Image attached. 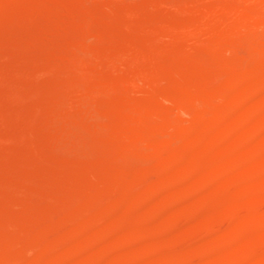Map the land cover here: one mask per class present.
<instances>
[{
	"label": "rangeland",
	"instance_id": "374dc122",
	"mask_svg": "<svg viewBox=\"0 0 264 264\" xmlns=\"http://www.w3.org/2000/svg\"><path fill=\"white\" fill-rule=\"evenodd\" d=\"M48 1L49 0H0V241L1 240L3 241V242L2 241L0 242V261H1L0 264H13V263L14 264H22L24 262L25 263L32 262L33 264L34 263L38 264L41 260V257L49 254V249L47 247V244L51 240H53V238L54 239L58 238L60 241L61 240L64 241V238L66 236H69L70 238H71V236L73 237L75 235L74 232L79 233L77 235L79 237V241H81L83 239V237L85 236L84 234H86V233H84L85 232L84 231L85 221L88 222V218L85 215L81 214V210L86 206L87 208L89 207L90 209H92L91 211L89 210L90 215H91L92 211H93L92 214H94V212H95V214H97L98 211L100 209H102V207L104 205H106V204L114 205V204H117L118 201L121 202L122 201L121 199H123L122 195L127 192V191H125V193H124V190H126L125 189L126 186L127 187L132 186V188L135 187L134 188L135 190L145 191V193H149V194L152 191V189L154 191V189H156V186H157L156 184L158 183L159 179L157 177L153 178V179H155V182H156L154 184V180L152 179V177H154V176H151V175L153 174V172L155 173L156 167L154 168L155 165L152 164V162H150V160L153 158L152 156H154V154H153L154 151H152L150 149H151V146L153 144L154 145L152 146V148L155 147L156 142H157L156 144H159L161 142V138L159 136L153 135V133H150V135H153V136L149 135L148 138L147 137L145 139L142 138V142L144 141L143 142L144 148H146L145 151H147V152H145L146 153L145 154L143 152L144 150L141 149V150H143L142 151L143 155H144L143 156L142 152H138V150H139L138 148H140V145L138 147V145L132 144V143H135L133 141L131 142V145H128L130 143V142H128V144H127L128 146L127 145L120 146L121 141L123 140V135L126 136V134H127V136H129V134L134 133V132H135V134H137L138 131H141L145 128H148L149 130L159 128L162 132L166 133V135L172 137L175 134H178V132L183 133L182 131H185L184 127L189 122L190 123L187 125V127H189V125L192 122H194V134H197V135H195L196 138H197V136H198V138H200V137H202V135L205 136L207 134L213 138V142L211 143V145L206 144V143H205L206 146L201 145L199 143V140H197L198 138L195 139L193 142L195 144V145L193 144L194 149H197L198 147L204 146V148H206L207 155L205 153L201 157H198V156H196L197 158L193 157L192 163L187 165V160L182 158V157H184L182 154H179L178 157L180 158V156H181V158L183 160L180 158L181 163L179 161L177 163L182 165V166L187 165V167L189 168V172H188V170H187V172H183V171L179 170L178 168H180V167H178L177 168L178 175L174 174L173 176H171V178L168 177L167 175L163 177L167 180L170 178L167 181V183L170 181H174V184L171 187L165 186L166 189L165 190L162 189V191L160 193L152 191L154 193L155 203L160 206V207H158V206L155 207V208H157V207L159 208V211L158 210L157 211L160 213L158 215V217L155 216L156 220H155V217H153L154 218L153 220H151L150 218H149L150 219L149 220L148 216L151 217L150 214L145 213L146 217H143L144 215L142 216L144 222H142V218H141L137 221L138 223H136V220L139 218V216H138L139 214L137 213V212H139V209L134 208L135 211H133V209H132L133 207L121 204V203H123V201H124L123 200L120 203V205H122V207H123V205L126 207L128 206L127 207L128 209H126V207H124L123 209H125V211L127 210L128 212L133 213L132 214L133 216L129 220H127L125 223H123L124 224L123 226H125L126 228L123 227L122 225L121 226L118 225L119 227L118 226H117L118 228L116 227L117 230L115 229V231H114L115 233H113V235H112V233H110L113 237L108 235L109 232L106 233L105 236H107V238H108V236H109V238H114L116 243L114 245H111L112 247L109 245H101V246L97 247L96 249H98V251L104 256V258L101 257V258H103L102 260L99 259L100 261L99 260H97V261L99 262V264H105V263L106 264H109V263L110 264H119V263L120 264H122V263L123 264H133V263H135V264H137V263L138 264H166V263H168V264H173V263L174 264H183V263L184 264H215V263L221 264L222 261L223 262L226 261L227 264H232V263L233 264H239L240 262H242L243 264L244 263L245 264H264V241H263L264 240V238H263V236H264V227H263L264 226V151H263L264 150V145H263L264 144V139H263V137H264V130H263L264 129V104H258L257 107H254L255 110H253V107H251L250 110H246L247 112L244 113V116L242 114H241V116H238V113L237 114L234 113V115L232 114L233 117H231V115L229 113L220 110L221 114H223V116L226 118V120L229 118V115L231 117L228 119V121L231 120L230 126L228 125L229 126L228 128L226 127V124L224 123L225 122V120H223L224 117L223 118L216 117V119H215V118H213V116L211 114L210 117L213 118V120L215 122L214 125H217V126H212V128L215 127V128H213V129H215V131L212 128L207 130V128L204 127V125L202 123L204 118L202 117V115H199L201 113H207V112H208L207 114H209V115H210V112L211 113L214 112L215 114H217V112L220 113L217 109H218V106H220L221 103L224 102L225 96L223 97L224 94H222L224 88H228L229 90L233 91L232 92L233 93V97H232L233 100H236L239 98H243V99L245 98L246 100H249V99L253 98L254 96H255L254 98H258L259 96L263 97L264 81H262V80L264 78V74H262V77L259 76L258 78L259 79L261 78V79L260 80L257 79V81H254V79L249 78V76L251 74L258 76L264 71V67H263L264 66V64H263L264 63V61H263L264 60V56H263L264 55V42H263L264 41V3H263L264 0H242L241 3H239L238 0L237 1L236 0H230V1H228V0H214V1L213 0H208V1L207 0H63L64 2L62 0H52L55 3L54 2L51 3L52 1L50 0L49 5L52 4L50 6L48 5ZM72 3H74L73 7H72ZM217 3H219V4H217ZM254 3L255 4L257 3V4L255 5ZM60 4H63L62 5L63 7L59 6L56 8V6H58ZM102 4H103V6L106 5L107 8L104 7V9H106V10H102V8H101ZM192 4L195 6H193ZM234 4H235V6H234ZM200 5H201V7H200ZM71 7H72V9H71ZM219 7L221 8V11L217 12L216 10L220 9ZM224 7H226L225 8V11H227L226 15H228V12H229L228 11L229 9H227L228 7H230V9H232V10H231V13H229L230 15L226 16L227 18H224L223 21H225V22H223L222 25L218 26V27H221V26L224 27V23H226L225 19H227L226 27H224V30L222 28H218L221 30H219V31L216 30L215 32H213V33H215L214 36L212 35L214 38H211V36H207V38H206V36L203 37V36H199L198 34H192L189 32L190 31L189 29H191V27H193L192 24L195 25L198 23L200 25L199 22H201V24H203V22L207 19L206 16L208 17L209 14H210L209 16H211L210 19L214 18V16H217V14L220 12L221 13L223 12V14H221V16L223 17V15H224V17H225V12L223 9ZM55 8H56V10H55ZM113 8H115V9H113ZM193 8H195V9H193ZM214 8H216V10ZM127 9H128V11H127ZM206 9H208V10H206ZM107 11H108V14H106ZM256 11H257V13H256ZM109 12L112 15H110ZM128 12H130V13H128ZM118 13H119V15H118ZM213 13H217V14L213 15ZM106 15H108V17ZM233 15H235V16H233ZM118 16H120V17H118ZM75 17H76V20H75ZM204 17H205V19H204ZM120 19H122V20L120 21ZM176 19H177V21H176ZM260 19H261V22H258V21H260ZM118 20H119V22H118ZM170 20H172V21H170ZM173 20H175V21H173ZM75 21H77L79 23L81 22V23L77 24ZM114 22H116V23H114ZM146 23L148 25H146ZM149 23L153 26L150 27ZM205 23H206V21H205ZM41 24H42V26H41ZM230 24H231V26H230ZM49 25H52V26H50V28H49ZM143 25H144V27L146 25V27H148V29L147 28H146V30H145V28L143 29L142 28ZM44 26H46V27H44ZM57 26L59 29L56 28ZM78 26H79V28H78ZM234 26H236V27H234ZM41 27L43 30L46 29V31H49L47 36H41L38 34L42 31ZM149 27H150V29H152L151 31L149 30ZM232 28H233V30H232ZM73 29H77V31H75ZM177 29H179V30H177ZM72 31L74 32V34L78 32L79 36H78V34L77 35L72 34L73 33ZM162 31H165L164 32L165 34L161 35ZM220 31L224 32L223 36H222V34H220L221 33ZM60 32H62V33H60ZM225 32H226V34H225ZM144 33H145V36H147L146 38L144 36ZM146 33L147 34L149 33V34L146 35ZM70 35L73 36L72 39L70 38ZM196 35H198V36L196 37ZM228 35H229V37H228ZM75 36H77L80 39L78 40ZM236 36H237V38H236ZM39 37H41L42 39ZM74 37L76 39L75 41H77V42L74 41V39H73ZM148 37H150V38H148ZM191 37H193L194 39ZM208 37H209V39H208ZM215 37H216V39H215ZM81 38H83V39L81 40ZM228 38H230L232 40H230ZM72 40L74 42H72ZM229 40H230V43H229ZM224 41L227 42V44ZM142 43H143V45H142ZM219 43H221V45H219ZM244 43H246L245 45H250V46H245ZM66 44H67V46H66ZM71 44H72V46H71ZM79 44L85 45V47L88 46V48H84L86 50L88 49V51L85 52L86 50H83L84 46L82 47ZM73 45H75V46H73ZM223 45H224V47H223ZM240 45H241V47H240ZM123 46L127 47V48L125 49ZM139 46H140V48H138ZM62 47H64V48H62ZM113 47L115 50L113 49ZM134 47H136V48L134 49ZM219 47H221V48H219ZM80 48H81V50H79ZM61 49H62V51H61ZM64 49L66 50V52ZM222 49H224V50H222ZM47 50H49V52ZM56 50L59 52L57 53ZM117 50H120L121 52L124 51L126 53H124V52L121 53L119 51L117 52ZM45 51H47V52H45ZM101 51H103V52H101ZM129 51L132 54H130ZM217 51H219L220 53ZM127 52L129 55L127 54ZM245 52H247V53H245ZM75 53H77V54H75ZM106 53L110 54V56H109L110 60H111V58H114L115 61H117L116 65L119 63V65H117V67L115 65L114 66L109 65L110 70H111V68L113 71L115 69H117V70H115V73L111 70L114 75L116 74L115 76L112 75L111 72L109 73L111 76H113V79L110 77V75H106L107 77L105 76V77L101 78L100 72L102 70L101 71L99 69H98L99 71L95 70L98 68V65H99L98 63H101V62L103 63V60L107 59V56L109 54L107 55ZM116 53L117 54L119 53L120 55L119 54L117 55ZM68 54L70 56H68ZM74 54H75V56H74ZM209 54L211 56L214 55L213 56L214 58L213 57L211 58V56ZM76 55H78V57L79 56L80 57L78 58ZM100 55L102 57H100ZM37 56L38 57L40 56L39 58L42 60V62L40 61V59L37 60L38 59ZM72 56L76 57L78 59V61H77V59H75V62H77V63L73 62ZM98 56L100 58H98ZM111 56H113V57H111ZM160 56L163 58H159ZM68 57H69V59H68ZM82 57H83V59L85 58L86 61L87 60L89 61V58H90L91 59L90 62L93 61L92 64L97 66V68L93 65L92 66L95 68H90L89 66H86L84 63L85 60H83ZM115 57H118L119 59L115 58ZM215 57H216V59H215ZM157 58H158V61L156 63L155 61ZM239 58H240V60H239ZM114 59H112V61ZM220 59L222 61L224 59V61L222 62ZM49 60H51L49 63L50 65L47 63V62H49ZM94 60L97 61V63H94ZM122 60L125 61V63H126L125 65H122V63L124 64V61L122 62ZM37 61L40 63H38ZM60 61H63V62H60ZM112 61H111V63H112ZM153 61L155 64H157V66L152 64ZM199 61L200 62L202 61V63H199ZM262 61H263V63H262ZM80 62L82 63V66H81ZM191 62H192V64H194V62H198L196 64V67L193 69V72L189 71L190 73H192L196 76L190 74V77L189 76H188L189 78L187 77L188 78V81H187L185 79V77L189 73L188 70H190V69L188 67H190L192 65ZM248 62H249V64H247ZM260 62L262 63V66H261ZM26 63H29V64H26ZM63 63H64V65H63ZM225 63H228V64L226 65ZM30 64H32V66ZM76 64H77V66H76ZM113 64H115V63L113 62ZM132 64L134 65V67L135 66L136 67L133 68ZM211 64H213V66ZM219 64H222L223 66L220 65V67H219ZM127 65H128V67H127ZM188 65H190V66H188ZM207 65H208V67H207ZM242 65H243V67H242ZM124 66L127 67L129 70L128 72H126V73H128L127 75H126V73L125 74L123 73L124 79L126 77L129 79V76H131L132 74H133L134 78L136 77L135 79H138V77L140 78V76H141V78H140L141 80L138 79L137 81L140 82V81H142V79H146L147 81L152 82V85L155 83L153 85V88L152 87L151 88L149 87L150 89L146 88L144 90L145 91L144 93L141 90L142 93L140 94V92H138L139 91L138 89H140V88L135 86L138 83H133V85H132V82H135V80L132 76H131L132 78L130 77L129 80L125 79L131 83H127L126 81L121 80L125 84V88H122L124 86L123 83L120 81L119 82L114 81V79L115 80L123 79L122 78L123 77L122 76L123 75L122 70H124V72H125ZM29 67L32 70L29 69ZM121 67H122V70L121 69L119 70V68H121ZM138 67L140 70H138ZM147 67H149L150 70L152 68V71L150 72V70H148L149 68H147ZM221 67H222V69H221ZM224 67L228 68L227 71H226V69L224 70ZM259 67H263V68L260 69ZM156 68L159 69L164 75L160 71L156 70ZM232 68H233V70H232ZM212 69L214 71H212ZM59 70H61V71H59ZM87 70H90V72L89 73L87 72L85 76L82 75V79L79 78V77H81L80 76L81 72H83V71L85 72ZM230 70H232V71H230ZM201 71H204L205 77H204V73H202ZM57 72H59L60 74L64 72V74H61L62 77L64 75L63 79L61 77L62 81H64V82L59 80L60 74L58 73V75H57L56 74ZM152 72L156 74L155 77L157 75L158 76L156 78H154V74L152 75ZM228 72H230V73H228ZM250 72H252V73H250ZM257 72L258 73L261 72V73L258 74ZM66 73H67V75H71V76L65 75ZM159 73L162 75H159ZM172 73H173V75H172ZM182 73H187V74H184L185 75L184 76ZM231 73L234 74L235 76L232 75ZM167 74H169L170 76H168ZM179 74H181L182 76ZM200 74H201V76H199ZM208 74H210L209 75L210 78L208 77ZM211 74H213V76ZM241 74H244L245 76L242 77V76H240ZM125 75H126V77H125ZM143 75H145V76H143ZM146 75H149V77H151V78L149 79V77H146ZM206 75H207V77H206ZM58 76H59V78H58ZM108 76H109V79H108ZM162 76H164L165 78H163ZM171 76L172 77L174 76L173 79ZM66 77H69V78H66ZM72 77L74 79V80L72 79V81H74L75 87L79 93H78V96H76V97H75V95L77 94V91L73 95H70L71 97H73L70 99L71 100L74 99L73 101L75 104L73 103V101H71L70 104L67 103V106L64 107V105H66V101H67L66 99L69 98L68 94H66L64 92V86H65V84L66 85L68 84V80L66 82V79H69L71 81ZM114 77H116V78H114ZM52 78H56V79H52ZM57 78L60 82L57 80ZM222 78H224L225 81ZM51 79H52V81L54 80L53 83H52ZM105 79H107V80L105 81ZM131 79L134 81H132ZM102 80L104 82H102ZM182 80H183V82H182ZM232 80H234V81H232ZM49 81H51V82H49ZM56 81L60 87H57L58 85L56 84ZM78 81H81V82L78 83ZM100 81L102 82V84ZM189 81H190V83H189ZM197 81H199L200 84ZM260 81L262 83H260ZM94 82L95 83L97 82L96 86H94L95 84H93V86H92V83H94ZM105 82H107V83H105ZM80 83H82L83 86ZM103 83H104V87H103ZM119 83L121 86V90L124 91V89H125V91H126L125 93H127L126 97H125V94H123L126 103H127V101H130L129 103H133V102L137 101V99L140 98V97L138 98V96H139L138 93L140 94V96L144 95L143 96L144 98L142 101V106H141L142 108H139L140 110L138 109L139 114L140 115L142 114L141 116L138 114L137 111L135 113L133 112V114H135L136 116L133 115L132 112L131 113L130 112L125 113V115L122 113V115H124V116H121V115H119V116H121V118H123V117L124 118L123 119L118 118V120H115L116 118L115 119L112 118L115 115L109 114V112L107 111V108L109 109L110 100L107 98L110 97V94L112 95L111 92L116 90ZM121 83L123 86L121 85ZM126 83L131 84V85L126 86ZM157 83H158V85H157ZM217 83H219V84H217ZM29 84H30V86L32 85L35 87H33V88H30V86L27 87ZM98 84H100V85L98 86ZM105 84H106V86H105ZM179 84H182V85L180 86ZM196 84H197V86H196ZM230 84H232V85L230 86ZM25 85H27L26 90H25ZM62 85H64V86L61 87ZM202 85H204V87H206V85H208L209 88L206 87L207 88L206 90L208 92L205 90V88ZM223 85H225V86H223ZM19 86L21 88V91H19L20 90ZM38 86H39V88L37 89ZM51 86H52V88H49ZM88 86H90L91 88ZM114 86H115V88H114ZM182 86H183V88H182ZM56 87H57V89H56ZM111 87L113 90L111 89ZM140 87H143V86L140 85ZM199 87L200 88L202 87V89H200V93L198 90ZM62 88H63V90H62ZM108 88L110 89L111 92L106 93L107 92L106 89H108ZM157 88L159 91L157 90ZM177 88H178V90H177ZM29 89H32V91L33 90L34 91L32 92ZM58 89H59V91H58ZM88 89H89V91H88ZM90 89H91V92H90ZM99 89H100V91H99ZM171 89L173 91H170ZM185 89L189 92L188 94L190 96L187 94ZM256 89L259 91L257 92ZM36 90H39L40 93ZM60 90H62V91L60 92ZM81 90L82 91L86 90V92L85 91H84L85 93L81 92ZM96 90H98L100 93ZM196 90H198V91L196 92ZM201 90H203V91H201ZM49 91H50V93H49ZM204 91L206 93H204ZM21 92H22V94H21ZM31 92L33 94H34V92L37 94H34L35 95L34 96L33 94H31ZM53 92L54 93L57 92V93L53 94ZM59 92H60V94H65L68 97L60 95ZM80 92L85 96H83ZM183 92H185V93H183ZM254 92H255V94H253ZM47 93H49V94H47ZM102 93L104 94V96ZM122 93H124V92H122ZM50 94H51V97H50ZM89 94H91V95H89ZM93 94H94V96H96V94H98V95L96 97H94ZM178 94H183V95L185 94L186 99H188L189 101L186 100L187 102L185 101L184 104H183V102L176 101L178 103V104L177 103L174 104L177 107L176 108V107H173V104H171L168 99H169V97L177 96ZM57 95L58 96L60 95L62 97V99H64L63 97H66L64 99L66 101L62 100L64 103L63 104L62 102H60L61 98L59 96V99H60L59 102L61 104L59 103L60 106H58V108L62 106L63 109L67 108L68 110L65 109L66 110L65 111L61 107V109L64 111L63 113H65V114L62 113V110L59 111V110L55 109V110H57V113L59 112L58 114L57 113L54 114V111H55L54 110L53 112H51L53 114H50L52 116H50V115H47V116L45 115V117L42 116V115H44L42 113V109H46L47 108L46 106L49 107V105H51V104H53L55 106V103L58 105V103H57L58 101L57 102L55 101ZM136 95H138V96H136ZM167 95H169V96L167 97ZM252 95H254V96H252ZM30 96H32L33 98ZM86 96H87L89 101L87 100V98L86 99L84 98ZM128 96H129V98L130 97L131 98L129 99ZM194 96L195 97L197 96V97L195 98ZM27 97H29V98H27ZM82 97L86 101V103H84L85 101H82L83 100ZM92 97H93V99H92ZM132 97L133 98L135 97V100L132 99ZM163 97H164V101H163V99H161ZM198 97L200 98V100L197 99ZM202 97L205 98V100ZM221 97H223V98H221ZM261 97H259V98H261ZM230 98L228 100L230 102H233V100H231ZM70 99H68V100L70 101ZM94 99L98 103L93 101L94 103L91 104L92 100H94ZM160 99H161V101H160ZM165 100H166V102H165ZM193 101H194V103H192ZM51 102H53V103H51ZM105 102H106V105H105ZM44 103H45V105H43ZM71 103H73L75 106L72 104L73 105V107H72ZM108 103H109V105H108ZM85 104L87 106L86 109L84 108ZM89 104H90V106L97 104L96 107L94 105L95 109H94V107H91L92 109H94V111H93L94 113L91 112V110H90L91 108H90ZM154 104L157 107V111L152 109ZM197 104L199 106H196ZM29 105H30V107H29ZM53 105L50 106L51 108H47V109H52ZM68 105L71 106L72 108L69 107ZM189 105H191V106H189ZM208 105L210 106L211 109L209 108ZM215 105L217 107H214ZM40 107H43V108H40ZM44 107H46V108H44ZM68 107L72 110H70ZM146 107H147V110H146ZM186 107H188V108H186ZM197 107H198V109H197ZM20 108H21V110H20ZM87 109L90 110L91 114H90V112L89 113L87 112V111H89ZM103 109L105 110V112ZM173 109L176 110V112ZM158 110H160V111H158ZM19 111L22 113V115ZM95 111H98V112H95ZM106 111L108 112V115L105 116V114L107 113ZM142 111H144V113H142ZM145 111H147V112L145 113ZM171 111H172L171 116H170L171 120H169V123H167V127H165L166 124L162 125L164 127H162V129H161L160 121H161L162 115H164V114L166 115V113L171 112ZM193 111L198 113L199 116L195 117V119H198L199 121H196L195 119L193 120V117H192V114L194 113ZM100 112H101L102 117L105 118L104 121H103V119L100 118V115L97 116V117H99V119H97V117H96V115L100 114ZM83 113H85V114H83ZM95 113H97V114L95 115ZM214 113H213V115H214ZM79 114H81V115H79ZM92 114H94V116L96 117V120H98V123H96L97 121H95V124H97V125H95L93 123L95 117H93ZM172 114H173V116H172ZM57 115H59V116H57ZM64 115H65V117H64ZM26 116H28L29 118ZM69 116H70V118H69ZM88 116H91V117L89 118ZM137 116H139L140 119ZM146 116H147V118H146ZM214 116H216V115H214ZM24 117L27 118V120L23 119ZM39 117H41V118H39ZM59 117H60L61 121L58 120ZM87 117H88V119L86 120ZM219 117H221V116H219ZM74 118H76V120H75L76 124L75 125L77 126V123H78L77 121L79 120L81 122V125L83 124L82 125L83 128L81 127L80 122L78 123L79 124L78 127H75V125H70L71 123L74 124L73 123ZM91 118L93 119V121ZM20 119H22L23 121L22 120L18 121ZM45 119H47V122ZM49 119H50V121H49ZM65 119H67V121ZM69 119L71 121V122L69 121L70 126L67 125V122ZM200 119H202L201 120L202 122H200ZM51 120H52V122H51ZM83 120H85V121H83ZM99 120L102 121L101 124L99 123L100 122ZM138 120H139V122H138ZM140 120H144V121L140 122ZM14 121H16L15 124H13ZM24 121L26 123L25 125H29L27 127L30 128V131L32 129V132H29L28 131L29 129L28 130L22 129V128H27L24 125ZM128 121H130L132 124ZM220 121H222V122L220 123ZM228 121H226V123H228ZM43 122H46V124ZM56 122L58 125L56 124ZM64 122H66V124ZM177 122H180V123H177ZM196 122H198L197 127L195 125ZM16 123H17V125H16ZM92 123H93V125H92ZM40 124H42V127ZM44 124L46 126H43ZM88 124H90V125L88 126ZM113 124H114V126H113ZM123 124L126 125V127ZM145 124H148V125H145ZM103 125L105 127H103ZM110 125H111V127H109ZM128 125H131L132 128H131V126H128ZM141 125L144 127H141ZM168 125H171V126H168ZM66 126H67V128H66ZM72 126H73V129L71 128ZM100 126H102L103 128ZM137 126H139V127H137ZM241 126H242V128H241ZM84 127L86 128V130H84ZM95 127L98 128L99 130H97ZM99 127L102 129V131L103 130L105 131V129H107L105 132L103 131L104 135L100 131ZM127 127L130 129L128 130ZM133 127H135V128H133ZM136 127H137V129H136ZM172 127H173L174 131L176 130L177 132L174 133ZM217 127H218V129H217ZM221 127H225V129H223ZM245 127L248 128L246 130V131H248L247 133L245 131V129H246ZM42 128H43V130H42ZM74 128H76V130ZM79 128L81 129V130H79L80 132L77 131V129H79ZM164 128H166V129H164ZM243 128H244L243 132H245L246 137H248L247 138L248 141L251 140V142H249L250 143L249 146L251 145L249 147V150H251V148H252V150L247 151V149H245V150L240 149V151H239V149L235 148V147L231 148V149L228 148V145H230V144H228L229 143L228 141H226V140L224 141V139L222 138L223 134L225 133L224 137L226 134L232 135V136H240V134L243 133V132H241V129H243ZM250 128H252V129L257 128L256 130H259L261 132L263 137H262V140L260 139L259 143L256 141H253V139H252L253 135L249 134L250 130H251ZM258 128H260L261 130ZM35 129H36V132L39 133V135H37V138H36V134H35L36 133ZM125 129H126V131H125ZM23 130L26 133L23 132ZM39 130L41 133L39 132ZM96 130L98 132H96ZM167 130H169L170 132ZM186 130H187V128H186ZM82 131H84V134ZM217 131L222 132V133L219 134V133H217ZM70 132L73 134H71ZM124 132H126V133H124ZM127 132H129V133H127ZM212 132H214V133H212ZM43 133H44V135H43ZM99 133H100V135H99ZM75 134H76V136H75ZM79 134L80 135L83 134V136L81 135V138H80ZM198 134L199 135L201 134V136H199ZM42 135L44 137H46V136L47 137L44 138ZM68 135H70L69 136L70 139L66 138V137H68ZM101 135L105 136L106 138L103 137L102 139H100L102 137ZM241 135H243V134H241ZM54 136H55V138H53ZM77 136H79V137H77ZM95 136H97V138H95ZM120 136H122V138H121L122 140L120 139ZM143 136H145V135L143 134ZM73 137H74V139H73ZM76 137H77V140H76ZM141 137H142V135L139 136L140 140H141ZM78 138H79V140H78ZM40 139H43V140H40ZM51 139H53V141ZM221 139H223V140H221ZM49 140L52 141L51 142V144L53 143L52 145L50 143H48ZM119 140H120V142H119ZM140 140H138V141H140ZM214 140H216V141H214ZM42 141H44V142H42ZM54 141H56V143H57L56 145L54 144L55 143ZM76 141H79L78 142L79 144H77ZM219 141H223V142L219 143ZM142 142H141V145H142ZM72 143H74V145ZM118 143H120L119 146H118ZM215 143L216 144L219 143L218 144V145H220L219 149H217L218 146H216ZM137 144H140V142ZM197 144L198 145L200 144V146L197 147L196 146ZM260 144L263 145V147ZM48 145H50V146H48ZM53 145L56 147L58 146L57 147L58 150H56V149L54 150V148L52 149ZM78 145H79V148H78ZM211 146H212V151H211ZM49 147H51V148H49ZM98 147L102 150H105L104 152L107 153L108 158L105 155L106 153L104 154V152L102 150H100ZM209 147H210V150L208 149ZM213 147H214V149H213ZM229 147H231V145ZM128 148L131 150H134V152L129 150ZM147 148H149V149H147ZM50 149H52V151ZM255 149L257 152L254 151ZM259 149H260V151H258ZM141 150H139V151H141ZM213 150L214 151L217 150L218 152L215 153ZM101 151L106 156V158L104 155L101 156ZM127 151H128V153H127ZM131 153L132 154L134 153L133 156ZM167 154H169V153H167ZM167 154L164 155V160H165L166 166H169L171 164V162L173 161V157L171 154L170 155H167ZM215 154L217 155L216 156L217 158H213V157H215ZM121 155H123V156H121ZM134 155H136V156L134 157ZM204 155H205V157H204ZM137 156H138V158H137ZM149 156H150V158L148 159ZM219 157H221V158L225 157V160L227 159L230 161H234L233 162L234 167L231 166L232 168L226 169V167L224 165L219 163V161H220ZM121 158L124 159L123 161H125V163H122ZM130 158H131V161H130ZM135 158H136V160L137 159L139 160V158L140 159L143 158V160H145V163L149 160V163H148L149 166L148 165L145 166L144 162L142 164L141 163L143 161L142 159L139 160V161H141L139 163H138V160H137V163H136V160L133 163V160ZM97 159H99V160H97ZM101 159H103V160H101ZM125 159H127V160H125ZM211 159H213V160H211ZM252 159H254V160H252ZM117 160H120L121 162L118 161L119 162L118 163ZM98 162H100V163H98ZM105 162H107V163H105ZM103 163H105V164H103ZM141 164L143 166H141ZM218 164H219V166H218ZM238 165H240V166L242 165L246 169H248L250 171V175H252V177L250 175L246 177L243 173H241L238 170V167H239ZM124 166L126 168H124ZM129 166H131V167H129ZM132 166L134 167L135 172H134ZM223 166L225 168H223ZM136 167H138V168H136ZM104 168H106V169H104ZM122 168H123V171H122ZM102 169L105 170L103 173L104 175L102 174V176H97L96 174L98 173V171L99 170L101 171ZM125 169H126V171H125ZM146 169H149V171L152 169L151 171H153L150 176H146L147 174L146 175L144 174L147 178L145 176H142V174H141L143 172H147L148 170H146ZM95 170H97V171H95ZM131 170H132V172H131ZM100 171L98 174H101ZM200 171H202V172H200ZM190 172H192V173L190 174ZM256 172H258V175L261 176L260 178ZM202 173H204V175L206 174V177H207V175L209 177L210 176L212 177L214 174L215 175L217 174L218 176H215L216 178H214V176H213V179L214 180L220 179V180L215 182V181H212V178H211V180L208 178L209 179V182H208L207 178L206 179L203 178L204 175ZM111 174L114 175V177L117 179H115ZM127 174L129 175V177H130V175L132 176L130 179L133 178L130 181V183H128V184L126 183V182H129V180L127 181V179H128ZM136 174L138 175V177ZM200 174H201L200 178H202L203 181L202 180L198 181L199 180L198 176H200ZM241 174H243V175H241ZM115 175H117V176H115ZM255 175L257 176V178ZM148 177H150V178H148ZM194 177L198 180H196ZM122 178H124V179H122ZM134 179L136 181H134ZM146 179H150V180L147 182ZM121 180H123V182ZM162 180L166 182V180H164V179H162ZM204 180H205V182H207L209 184L206 183V185H205ZM137 181H138V183H137ZM139 181H140V183H139ZM143 181H145V182L143 183ZM150 181H151V184H150ZM210 181L213 183L211 184ZM221 181L224 182V187L221 188V189H223V194L221 193V191H220L221 189L219 188V185H218ZM142 183H143V185H142ZM119 184L123 187L118 186ZM138 184H140V185L137 186ZM144 184H146V185L144 186ZM133 185H135V186L133 187ZM141 185H142V187H141ZM151 185H152V187H151ZM107 186L109 188H107ZM97 188L100 189L101 193H100L99 189H97ZM102 188H104L105 190ZM113 188H114V191H113ZM120 188H121V191H120ZM138 188H140V190ZM216 188L219 189V191ZM96 190H98V191H96ZM146 190H147V192H146ZM149 190H150V192H149ZM94 192L98 195H96ZM11 193H12V195H11ZM108 193L113 194V196L112 195H110V196H112L114 198L110 197ZM91 194L93 196L90 197ZM118 194L119 195L122 194L121 195L122 197H120ZM125 195H127V194H125ZM11 196H12V198L10 199ZM103 196H105V197H103ZM144 197H145V199H147L146 194ZM144 197H142V198H144ZM91 198H93V199H91ZM97 198H98V200H97ZM142 198H140L141 202H145L146 200L145 199L142 200ZM182 198H183V200H182ZM206 198H208V200H206ZM230 198H233L235 200L236 205H234L233 207H228V201L230 200ZM88 199H90L91 201ZM95 199H96V203L94 201ZM213 199H215V201H214L216 203L215 206L210 207L209 205L203 204L204 201H209V200L213 201ZM218 199H219V201H218ZM101 200H102L103 204H102ZM86 201H89L90 203L86 202ZM98 201L101 202V204ZM108 201H109V203H108ZM97 204H98V206L99 205L100 206L98 207ZM170 204H172L173 207ZM168 205H170V207ZM261 205L263 206L262 208H261ZM92 206L93 207L95 206L94 209ZM166 206H167V208H166ZM180 206L182 208L178 209V207H180ZM188 207H190V208H188ZM173 208L175 209V212L171 216H167V212L171 211V210L173 211L174 210ZM167 209H169V210H167ZM136 210H137V212H136ZM241 211H242V213H241ZM195 212H196V215H195ZM232 214H233V217H232ZM190 215L192 217H190ZM79 216H80V219H82V220L79 219ZM229 217L232 219H230ZM131 220L132 221L134 220L133 223H129V222H132ZM146 220H149V221L146 222ZM3 223H5V224L3 225ZM72 224H74V225H72ZM75 224H77V225H75ZM79 224H81V225L79 226ZM86 224H88V223H86ZM144 224H146V225H144ZM83 225H84V228H83ZM75 226H78V227H75ZM250 226H252V227L250 228ZM72 227H74L75 229H77L79 227L80 228L77 229V231H76ZM121 227L123 229L118 230ZM166 227H168V228H166ZM257 228H258V230H257ZM260 228H262V229H260ZM60 229L61 230L64 229V230L61 231ZM166 229H167V231H165ZM231 230L232 231L235 230L236 231L235 234L236 235L238 234V235L236 236L233 234L230 236L229 233H231ZM237 230H239V232ZM48 231H49V233H48ZM119 231H120V233H119ZM168 232H169V235H167ZM213 232H215V233H213ZM54 233H55V235H54ZM70 233H71V235H70ZM143 233H144V235H143ZM160 233H163V234H160ZM261 233L263 235H261ZM125 234L129 237L133 236V237H130V239H131L130 241H132V242L128 243L129 247L127 245H125V246L128 248L123 246L127 250H130L129 252L131 254L127 251L126 259L124 258L125 260L123 259L122 261L119 262L118 261L119 259L117 256L123 252L121 250H124L123 247L121 248L120 246L122 243L121 241L123 240L124 237H126ZM154 234H156V236L159 235L158 237L160 238V242H158V243L155 242V244L153 243L154 241H152V239L154 237H156ZM227 234H229V235H227ZM211 235H212L213 239L211 238ZM239 235H241V236H239ZM45 236L47 238H45ZM226 236H230V237H227L230 239L227 240ZM233 236L235 238H237L236 240L238 242L234 240L235 238ZM69 237H68V239H69ZM78 237H75V239ZM80 238H82V239L80 240ZM85 238L86 237H84V239ZM66 239L67 238H65V240ZM84 239L82 241H84ZM146 239L148 241H146ZM35 240H37V241L42 240L40 242L41 246H40V244L37 245L38 242H35ZM45 240H46V242H44ZM133 240H134L135 245L133 244ZM231 240H232V242H231ZM213 241L215 244L212 243ZM226 241L228 242V244ZM3 243H4V245H3ZM130 243H132V244H130ZM142 243H145L147 245L142 244ZM163 243H165V245H163ZM221 243L224 246L220 247L222 245ZM34 244H35V246H34ZM65 244H66V242H65ZM226 244H227V246L228 245L229 246L227 247ZM142 245H144L147 248H145ZM214 245H216V246H214ZM28 246H29V248H28ZM225 246L227 247L226 248L227 250L225 248H223ZM35 247H37V248H35ZM143 247L145 248V250ZM162 247H163V250H160V249H162ZM215 247L216 248L220 247L219 248L220 250L216 249V252H215ZM24 248H26V249H24ZM222 248H223V250H222ZM138 249H140V250H138ZM41 250L43 252H41ZM136 250L138 251L140 257H138ZM217 250H218V252H217ZM143 251H145V252H143ZM209 252H211V253H209ZM40 253H42L41 257H39L41 255ZM103 253H105V255ZM134 253H136V255ZM144 253H146V254H144ZM212 253H214V254H212ZM10 254L13 257H11L9 259V257H7V256H9ZM23 254L25 255V257L23 256ZM198 254H199V256H198ZM74 255H75V257H74ZM79 255H77V253H73L72 251L65 250V253L63 252V254L61 255V260L66 261L67 263L63 262L65 264L78 263V261L81 260V259H79V258H81V254H79ZM204 255H206V256H204ZM252 255H253V257H252ZM30 256H32V257H30ZM196 256H198V257H196ZM14 257H15V259H14ZM113 257H114V262L111 263L113 261V259H112ZM128 257H129V259H127ZM216 257H218V259H217L218 261L213 262L214 259L216 260ZM238 257H240L241 259L240 258L238 259ZM250 257H252V259ZM12 258L15 261H12L13 260ZM63 258H65V260H63ZM196 258H200L201 260H198ZM212 258H213V260H212ZM234 258H235V260L238 259V262H237V260L235 262ZM247 258L251 259V261H249V259H247ZM255 258H257V259H255ZM176 260L178 263L176 262ZM94 261L96 262V264H98V262L95 259L94 260L89 259L87 261L89 263H87V264H91V263L94 264L95 263ZM104 261H105V263H101ZM107 261H109V262H107ZM187 261H189L190 263ZM15 262H17V263H15ZM54 262H56V260ZM225 263H222V264H225ZM242 263H240V264H242Z\"/></svg>",
	"mask_w": 264,
	"mask_h": 264
},
{
	"label": "bare ground",
	"instance_id": "6f19581e",
	"mask_svg": "<svg viewBox=\"0 0 264 264\" xmlns=\"http://www.w3.org/2000/svg\"><path fill=\"white\" fill-rule=\"evenodd\" d=\"M52 1V0H51ZM63 1V0H62ZM208 1V0H207ZM214 1V0H213ZM228 1H230V0H228ZM237 1V0H236ZM239 1V3H241V1L242 0H238ZM49 2H50V0L48 1V5H49ZM54 1H52L51 3H53ZM64 2V1H63ZM62 2V3H63ZM70 2V1H69ZM155 2V1H154ZM250 2V1H249ZM260 2V1H259ZM262 2V1H261ZM55 3V2H54ZM59 3V2H58ZM71 3V2H70ZM205 3V2H204ZM230 3V2H229ZM264 3V2H263ZM73 4L74 3H72V7H73ZM77 4V3H76ZM206 4V3H205ZM213 4V3H212ZM217 4H219V3H217ZM255 4V3H254ZM257 4V3H256ZM255 4V5H256ZM50 5H52V4H50ZM49 5V6H50ZM63 4H60V5H58V6H56V8L57 7H63L62 6ZM193 5V4H192ZM262 5V4H261ZM54 6V5H53ZM102 6H103V4H102ZM101 6V8H102V10H106V9H104V7H106V5L105 6H103L102 7ZM193 6H195V5H193ZM198 6V5H197ZM234 6H235V4H234ZM240 6V5H239ZM254 6V5H253ZM72 7H71V9H72ZM120 7V6H119ZM200 7H201V5H200ZM54 8V7H53ZM56 8H55V10H56ZM107 8V7H106ZM110 8V7H109ZM108 8V9H109ZM112 8V7H111ZM197 8V7H196ZM217 8V7H216ZM216 8H214L215 10H216ZM220 8V7H219ZM225 8L226 7H224L223 9H224V12H225V17H224V15H223V17L221 16V14H223V12L221 13H213V15H215V14H217V16H214V18H211L210 19V17L211 16H209L208 14V17L206 16V23H205V21L203 22V24H201V22H199L200 23V25L198 24H192V26L193 27H191V29H189L190 31V33H192V34H198L199 36H203V37H205L206 36V38H207V36H211V38H214L213 36H214V34L215 33H213V32H215L216 30H221V29H218V28H222L223 30H224V27H226V23H227V19H225L226 20V23H224V27H218V26H220V25H222L223 24V22H225V21H223L224 20V18H227L226 16H229L230 14L229 13H231V10L232 9H230V7H228L227 9H229L228 11V15H226V13H227V11H225ZM77 9V8H76ZM107 9V10H108ZM113 9H115V8H113ZM193 9H195V8H193ZM213 9V8H212ZM222 9V10H223ZM226 9V10H227ZM255 9V8H254ZM253 9V10H254ZM110 10V9H109ZM122 10V9H121ZM120 10V11H121ZM192 10V9H191ZM206 10H208V9H206ZM211 10V9H210ZM251 10V9H250ZM258 10V9H257ZM117 11V10H116ZM115 11V12H116ZM125 11V10H124ZM127 11H128V9H127ZM126 11V12H127ZM197 11V10H196ZM217 12L218 11H221V8L220 9H218V10H216ZM215 11V12H216ZM119 12V11H118ZM125 12V13H126ZM131 12V11H130ZM130 12H128V13H130ZM195 12V11H194ZM198 12V11H197ZM72 13V12H71ZM78 13V12H77ZM110 13V12H109ZM120 13V12H119ZM119 13H118V15H119ZM122 13V12H121ZM191 13V12H190ZM233 13V12H232ZM256 13H257V11H256ZM79 14V13H78ZM106 14H108V11L106 12ZM192 14V13H191ZM198 14V13H197ZM69 15V14H68ZM74 15V14H73ZM110 15H112L111 13H110ZM132 15V14H131ZM189 15V14H188ZM232 15V14H231ZM107 17H108V15H106ZM121 16V15H120ZM120 16H118V17H120ZM129 16V15H128ZM233 16H235V15H233ZM237 16V15H236ZM263 16V15H262ZM68 17V16H67ZM78 17V16H77ZM80 17V16H79ZM110 17V16H109ZM115 17V16H114ZM69 18V17H68ZM71 18V17H70ZM198 18V17H197ZM236 18V17H235ZM240 18V17H239ZM253 18V17H252ZM251 18V19H252ZM256 18V17H255ZM113 19V18H112ZM123 19V18H122ZM122 19H120V21L122 20ZM192 19V18H191ZM204 19H205V17H204ZM203 19V20H204ZM209 19V20H208ZM234 19V18H233ZM262 19V18H261ZM261 19H260V21H258V22H261ZM75 20H76V17H75ZM124 20V19H123ZM78 21V20H77ZM77 21H75L77 24L79 23V22H77ZM115 21V20H114ZM170 21H172V20H170ZM173 21H175V20H173ZM176 21H177V19H176ZM255 21V20H254ZM118 22H119V20H118ZM117 22V23H118ZM179 22V21H178ZM177 22V23H178ZM41 23V22H40ZM81 23V22H80ZM79 23V24H80ZM114 23H116V22H114ZM186 23V22H185ZM229 23V22H228ZM232 23V22H231ZM234 23V22H233ZM247 23V22H246ZM253 23V22H252ZM58 24V23H57ZM153 24V23H152ZM176 24V23H175ZM258 24V23H257ZM61 25V24H60ZM146 25H148L147 23H146ZM146 25H145V27H144V25H143V29L145 28V30H146V28L148 29V27H146ZM262 25V24H261ZM41 26H42V24H41ZM50 26H52V25H49V28H50ZM54 26V25H53ZM149 26L151 27V26H153V25H151L150 23H149ZM230 26H231V24H230ZM255 26V25H254ZM44 27H46V26H44ZM60 27V26H59ZM150 27H149V30L151 31L152 29H150ZM180 27V26H179ZM183 27V26H182ZM234 27H236V26H234ZM56 28H58V26L56 27ZM55 28V29H56ZM78 28H79V26H78ZM215 28V29H214ZM253 28V27H252ZM41 29H42V27H41ZM59 29V28H58ZM187 29V28H186ZM236 29V28H235ZM73 30H75V31H77V29H73ZM171 30V29H170ZM174 30V29H173ZM177 30H179V29H177ZM232 30H233V28H232ZM231 30V31H232ZM239 30V29H238ZM149 31V32H150ZM183 31V30H182ZM52 32V31H51ZM54 32V31H53ZM73 32V31H72ZM165 31H162L161 32V35H163V34H165L164 33ZM221 33L220 34H222V36H223V31H220ZM236 32V31H235ZM49 33V31H46V29H42V31L40 32V33H38L39 35H41V36H47V34ZM60 33H62V32H60ZM154 33V32H153ZM242 33V32H241ZM36 34V33H35ZM72 34H74V32L72 33ZM76 35L78 34V32L77 33H75ZM74 34V35H75ZM149 34V33H148ZM147 33H146V35H148ZM189 34V33H188ZM225 34H226V32H225ZM50 35V34H49ZM81 35V34H80ZM198 35H196V37L198 36ZM213 35V36H212ZM217 35V34H216ZM237 35V34H236ZM38 36V35H37ZM78 36H79V34H78ZM144 36H145V33H144ZM143 36V37H144ZM152 36V35H151ZM189 36V35H188ZM219 36V35H218ZM221 36V35H220ZM221 36V37H222ZM227 36V35H226ZM72 37L73 36H71L70 35V38L72 39ZM78 40L80 39V38H78L77 36H75ZM75 37L73 38L74 39V41L76 40L75 39ZM147 36H145V38H146ZM168 37V36H167ZM225 37V36H224ZM228 37H229V35H228ZM231 37V36H230ZM233 37V36H232ZM39 38H41V37H39ZM67 38V37H66ZM142 38V37H141ZM148 38H150V37H148ZM191 38H193V37H191ZM227 38V37H226ZM225 38V39H226ZM236 38H237V36H236ZM239 38V37H238ZM42 39V38H41ZM83 38H81V40H82ZM194 39V38H193ZM204 39V38H203ZM208 39H209V37H208ZM215 39H216V37H215ZM228 39H230V38H228ZM227 39V40H228ZM244 39V38H243ZM80 40V41H81ZM144 40V39H143ZM196 40V39H195ZM230 40H232V39H230ZM230 40H229V43H230ZM73 40H72V42H74ZM75 42H77V41H75ZM136 42V41H135ZM140 42V41H139ZM194 42V41H193ZM209 42V41H208ZM225 42V41H224ZM243 42V41H242ZM264 42V41H263ZM129 43V42H128ZM206 43V42H205ZM226 44H227V42H225ZM240 43V42H239ZM259 43V42H258ZM59 44V43H58ZM215 44V43H214ZM237 44V43H236ZM243 44V43H242ZM241 44V45H242ZM246 43H244V45H245ZM256 44V43H255ZM261 44V43H260ZM79 45H81V44H79ZM78 45V46H79ZM122 45V44H121ZM126 45V44H125ZM138 45V44H137ZM142 45H143V43H142ZM219 45H221V43H219ZM241 45H240V47H241ZM259 45V44H258ZM57 46V45H56ZM66 46H67V44H66ZM71 46H72V44H71ZM73 46H75V45H73ZM82 47H83V50H86V49H84V48H88V46H86L85 47V45H81ZM130 46V45H129ZM239 46V45H238ZM245 46H250V45H245ZM252 46V45H251ZM60 47V46H59ZM119 47V46H118ZM117 47V48H118ZM124 47V46H123ZM122 47V48H123ZM137 47V46H136ZM136 47H134V49L136 48ZM203 47V46H202ZM223 47H224V45H223ZM243 47V46H242ZM57 48V47H56ZM62 48H64V47H62ZM77 48V47H76ZM99 48V47H98ZM116 48V49H117ZM125 49L127 48V47H124ZM123 48V49H124ZM138 48H140V46L138 47ZM213 48V47H212ZM219 48H221V47H219ZM238 48V47H237ZM236 48V49H237ZM55 49V48H54ZM67 49V48H66ZM113 49H114V47H113ZM119 49V48H118ZM122 49V50H123ZM217 49V48H216ZM215 49V50H216ZM249 49V48H248ZM254 49V48H253ZM261 49V48H260ZM65 50V49H64ZM79 50H81V48L79 49ZM99 50V49H98ZM115 50V49H114ZM113 50V51H114ZM137 50V49H136ZM218 50V49H217ZM222 50H224V49H222ZM247 50V49H246ZM245 50V51H246ZM256 50V49H255ZM48 52H49V50H47ZM47 51H45V52H47ZM57 51V50H56ZM61 51H62V49H61ZM71 51V50H70ZM88 51V49L85 51V52H87ZM121 52L120 50H117V52ZM138 51V50H137ZM203 51V50H202ZM220 51V50H219ZM219 51H217V52H219ZM53 52V51H52ZM55 52V51H54ZM59 51H57V53H58ZM64 52V51H63ZM65 52H66V50H65ZM101 52H103V51H101ZM115 52V51H114ZM124 52V51H123ZM123 52H121V53H123ZM132 52V51H131ZM222 52V51H221ZM248 52V51H247ZM247 52H245V53H247ZM257 52V51H256ZM261 52V51H260ZM56 53V54H57ZM73 53V52H72ZM113 53V52H112ZM124 53H126V52H124ZM129 53H130V51H129ZM193 53V52H192ZM210 53V52H209ZM220 53V52H219ZM45 54V53H44ZM61 54V53H60ZM71 54V53H70ZM75 54H77V53H75ZM75 54H74V56H75ZM80 54V53H79ZM103 54V53H102ZM101 54V55H102ZM107 55L109 54V53H106ZM114 54V53H113ZM117 54V53H116ZM119 54V53H118ZM117 54V55H118ZM127 54H128V52H127ZM130 54H132V53H130ZM202 54V53H201ZM256 54V53H255ZM262 54V53H261ZM100 55V57H102ZM104 55V54H103ZM120 55V54H119ZM129 55V54H128ZM140 55V54H139ZM210 55V54H209ZM213 55V54H212ZM221 55V54H220ZM252 55V54H251ZM64 56V55H63ZM66 56V55H65ZM68 56H70L69 54H68ZM77 57H78V55H76ZM84 56V55H83ZM105 56V55H104ZM109 56H110V54L107 56V59H104L103 60V63L101 62V63H98L99 65H98V68H97V66H95V65H93L92 63H93V61L92 62H90V58H89V61L87 62L86 60H85V58L83 59V57H82V59L83 60H85V65L86 66H89L90 68H97V69H95V70H102L101 72H100V74H101V78L102 77H105L106 75H110L109 73L111 72V74L112 75H114L113 73H112V68H111V70H110V66L109 65H115L116 67H117V65H119V63L116 65V63H117V61H115V59L114 58H111V60H110V58H109ZM211 56V55H210ZM214 56V55H213ZM213 56H211V58L213 57ZM257 56V55H256ZM255 56V57H256ZM264 56V55H263ZM38 57V56H37ZM40 57V56H39ZM38 57V59L37 60H39L40 58ZM67 57V56H66ZM73 57V56H72ZM80 57V56H79ZM78 57V58H79ZM85 57V56H84ZM99 56H98V58H100ZM111 57H113V56H111ZM207 57V56H206ZM217 57V56H216ZM216 57H215V59H216ZM242 57V56H241ZM240 57V58H241ZM97 58V57H96ZM115 58H118V57H115ZM159 58H163V57H159ZM205 58V57H204ZM214 58V57H213ZM220 58V57H219ZM240 58H239V60H240ZM248 58V57H247ZM259 58V57H258ZM68 59H69V57H68ZM73 59V62H75V59H77L76 57H73L72 58ZM87 59V58H86ZM112 59H114L113 61H112ZM119 59V58H118ZM121 59V58H120ZM193 59V58H192ZM238 59V58H237ZM245 59V58H244ZM253 59V58H252ZM53 60V59H52ZM154 60V59H153ZM160 60V59H159ZM162 60V59H161ZM221 60V59H220ZM246 60V59H245ZM40 61L42 62V60L40 59ZM45 61V60H44ZM50 61L51 60H49V62H47L48 64L50 63ZM77 61H78V59H77ZM80 61V60H79ZM111 61H112V63H111ZM124 60H122V62H123ZM129 61V60H128ZM127 61V62H128ZM131 61V60H130ZM157 61H158V58L156 59V63H157ZM222 61V60H221ZM223 61H224V59H223ZM222 61V62H223ZM256 61V60H255ZM261 61V60H260ZM264 61V60H263ZM263 61H262V63H263ZM28 62V61H27ZM38 62V61H37ZM46 62V61H45ZM60 62H63V61H60ZM113 62L115 63V64H113ZM119 62V61H118ZM121 62V61H120ZM121 62V63H122ZM152 62V61H151ZM162 62V61H161ZM160 62V63H161ZM193 62V61H192ZM192 62H191V64H192ZM218 62V61H217ZM220 62V61H219ZM228 62V61H227ZM38 63H40V62H38ZM71 63V62H70ZM75 63H77V62H75ZM81 63V62H80ZM79 63V64H80ZM94 63H97V61H95L94 60ZM130 63V62H129ZM132 63V62H131ZM198 62H194V64H190V65H188V66H190V67H188L190 70H188V72L190 71V72H193V69L196 67V64H197ZM199 63H202V61L200 62L199 61ZM261 63V62H260ZM262 63H261V66H262ZM26 64H29V63H26ZM73 64V63H72ZM126 63H125V61H124V64L122 63V65H125ZM150 64V63H149ZM152 64H154V65H156L157 66V64H155L154 63V61H153V63ZM159 64V63H158ZM204 64V63H203ZM202 64V65H203ZM226 65L228 64V63H225ZM247 64H249V62L247 63ZM264 64V63H263ZM31 66H32V64H30ZM35 65V64H34ZM40 65V64H39ZM50 65V64H49ZM63 65H64V63H63ZM95 66V67H93V66ZM121 65V66H122ZM133 65V64H132ZM199 65V64H198ZM212 66H213V64H211ZM220 65L221 66H223L222 64H219V67H220ZM225 65V66H226ZM29 66V65H28ZM41 66V65H40ZM72 66V65H71ZM76 66H77V64H76ZM81 66H82V63H81ZM149 66V65H148ZM155 66V67H156ZM160 66V65H159ZM218 66V65H217ZM216 66V67H217ZM235 66V65H234ZM237 66V65H236ZM245 66V65H244ZM27 67V66H26ZM63 67V66H62ZM68 67V66H67ZM120 67V66H119ZM125 67V66H124ZM123 67V68H124ZM127 67H128V65H127ZM127 67H125L124 69H125V72H124V70H122V67L121 68H119V70L121 69L122 70V74L124 73H126V72H128L129 70H128V68ZM136 67V66H135ZM134 67V65H133V68H135ZM150 67V66H149ZM149 67H147V68H149ZM154 67V68H155ZM207 67H208V65H207ZM210 67V66H209ZM218 67V68H219ZM242 67H243V65H242ZM264 67V66H263ZM263 67H259L260 69L261 68H263ZM33 68V67H32ZM40 68V67H39ZM44 68V67H43ZM47 68V67H46ZM213 68V67H212ZM29 69H31L30 67H29ZM71 69V68H70ZM127 69V70H126ZM132 69V68H131ZM137 69V68H136ZM198 69V68H197ZM215 69V68H214ZM221 69H222V67H221ZM226 69V71H227V67H224V70ZM32 70V69H31ZM35 70V69H34ZM65 70V69H64ZM98 70V71H99ZM115 70H117V69H115ZM115 70L113 71L114 73H115ZM138 70H140L139 69V67H138ZM145 70V69H144ZM143 70V71H144ZM148 70H150V68L148 69ZM147 70V71H148ZM156 70H158V71H160L159 69H157L156 68ZM192 70V71H191ZM205 70V69H204ZM217 70V69H216ZM232 70H233V68H232ZM232 70H230V71H232ZM59 71H61V70H59ZM146 71V72H147ZM152 71V68H151V70H150V72ZM163 71V70H162ZM174 71V70H173ZM212 71H214L213 69H212ZM246 71V70H245ZM253 71V70H252ZM89 73L90 72V70H87V71H83V72H81V77H79V78H81L82 79V75H86V73ZM154 72V71H153ZM152 72V75L154 74V78H156L155 77V73H153ZM161 72V71H160ZM187 72V71H186ZM182 73L183 75L184 74H187L186 75V77H185V79L188 81V78L190 77V74H192V73ZM202 73H204V71H201ZM206 72V71H205ZM255 72V71H254ZM253 72V73H254ZM31 73V72H30ZM58 73L59 72H57L56 74L58 75ZM132 73V72H131ZM140 73V72H139ZM157 73V72H156ZM162 73V72H161ZM167 73V72H166ZM165 73V74H166ZM199 73V72H198ZM207 73V72H206ZM228 73H230V72H228ZM250 73H252V72H250ZM258 73V72H257ZM259 73H261V72H259ZM258 73V74H259ZM60 74V73H59ZM61 74H64V72L63 73H61ZM61 74H60V81H62V79L64 78V75H63V77L61 76ZM103 74V75H102ZM124 74L122 75L123 77V79H120V80H115L114 79V81H117V82H122V81H126L127 83H131V82H128V80L130 79V77L132 76L133 78H134V76H133V74L131 75V76H129V79L126 77V75L128 74V73H126V75H125V79H128V80H125L124 79ZM151 74V73H150ZM158 74V73H157ZM163 74V73H162ZM162 74H160L159 73V75H162ZM170 74V73H169ZM169 74H167L168 76H170ZM221 74V73H220ZM232 74V73H231ZM262 74H264V71L260 74V75H258V76H256V75H250L249 76V78H252V79H254V81H257V79H259L258 77L259 76H261L262 77ZM65 75H67V73L65 74ZM77 75V74H76ZM96 75V74H95ZM116 75V74H115ZM114 75V76H115ZM141 75V74H140ZM164 75V74H163ZM172 75H173V73H172ZM179 75H181V74H179ZM192 75H194V74H192ZM191 75V76H192ZM203 75V74H202ZM210 74H208V77L210 78V76H209ZM212 76H213V74H211ZM232 75H234V74H232ZM55 76V75H54ZM67 76H71V75H67ZM143 76H145V75H143ZM167 76V77H168ZM182 76V75H181ZM185 76V75H184ZM189 76V77H188ZM194 76H196V75H194ZM199 76H201V74L199 75ZM215 76V75H214ZM235 76V75H234ZM233 76V77H234ZM240 76H242V77H244L245 75L244 74H241ZM56 77V76H55ZM61 77H62V79H61ZM76 77V76H75ZM99 77V76H98ZM107 77V76H106ZM110 77L113 79V76H111L110 75ZM131 77V78H132ZM146 77H149V75H146ZM161 77V76H160ZM163 78H165L164 76H162ZM172 77V76H171ZM174 77V76H173ZM173 77H172V79H173ZM188 77V78H187ZM204 77H205V73H204ZM206 77H207V75H206ZM220 77V76H219ZM222 77V76H221ZM58 78H59V76H58ZM58 78H57V80H58ZM66 78H69V77H66ZM114 78H116V77H114ZM118 78V77H117ZM136 78V77H135ZM134 78V80H135V82H132V85H133V83H138V84H134L135 86H137L138 88H140V89H138L139 91L138 92H140V94L142 93V91H143V93L145 92L144 90L146 89V88H153V85L155 84H153L152 85V82H150V81H147L146 79H142V81H137L138 79L139 80H141L140 78H141V76H140V78L138 77V79H135ZM143 78V77H142ZM145 78V77H144ZM151 77H149V79H150ZM170 78V77H169ZM181 78V77H180ZM200 78V77H199ZM214 78V77H213ZM226 78V77H225ZM25 79V78H24ZM52 79H56V78H52ZM52 79H51V81H52ZM72 79H73V77L71 78V81L69 80V79H66V82H67V80H68V84L66 85L65 84V86L64 85H62L61 87H63L64 86V92L66 93V94H68V96H69V98L68 99H70V98H73V97H71L70 95H73L76 91H77V89H76V87H75V84H74V81H72ZM80 79V80H81ZM108 79H109V76H108ZM153 79V78H152ZM160 79V78H159ZM184 79V80H185ZM197 79V78H196ZM223 80H224V78H222ZM261 79V78H260ZM259 79V80H260ZM58 80V81H59ZM74 80V79H73ZM107 79H105V81H106ZM111 80V79H110ZM109 80V81H110ZM122 80V81H121ZM132 80V79H131ZM134 80H132V81H134ZM158 80V79H157ZM194 80V79H193ZM199 80V79H198ZM210 80V79H209ZM24 81V80H23ZM51 81H49V82H51ZM54 81V80H53ZM53 81H52V83H53ZM59 81V82H60ZM153 81V80H152ZM155 81V80H154ZM172 81V80H171ZM201 81V80H200ZM208 81V80H207ZM206 81V82H207ZM225 81V80H224ZM232 81H234V80H232ZM262 81H264V78H263V80ZM27 82V81H26ZM58 82V83H59ZM62 82H64V81H62ZM65 82V83H66ZM79 82H81V81H78V83ZM83 82V81H82ZM101 82V81H100ZM99 82V83H100ZM102 82H104L103 80H102ZM102 82H101V84H102ZM111 82V81H110ZM113 82V81H112ZM116 82V83H117ZM182 82H183V80H182ZM194 82V81H193ZM197 82H199V81H197ZM259 82V81H258ZM28 83V82H27ZM97 83V82H96ZM96 83L94 82V83H92V86H93V84H95L94 86H96ZM105 83H107V82H105ZM114 83V82H113ZM122 83H123V85H122ZM121 83V85L123 86L122 88H125V84H124V82H122ZM126 83V86L127 85H131V84H127ZM189 83H190V81H189ZM196 83V82H195ZM230 83V82H229ZM257 83V82H256ZM260 83H262L261 81H260ZM25 84V83H24ZM56 84H57V81H56ZM61 84V83H60ZM81 85H82V83H80ZM109 84V83H108ZM115 84V83H114ZM199 84H200V82H199ZM217 84H219V83H217ZM23 85V84H22ZM45 85V84H44ZM58 86L57 87H60L59 86V84H57ZM100 84H98V86H99ZM113 85V84H112ZM111 85V86H112ZM140 85H142L143 87H140ZM157 85H158V83H157ZM180 86L182 85V84H179ZM216 85V84H215ZM227 85V84H226ZM232 84H230V86H231ZM235 85V84H234ZM264 85V84H263ZM26 86L27 85H25V90H26ZM30 86V84L27 86V87H29ZM46 86V85H45ZM83 86V85H82ZM105 86H106V84H105ZM116 86V85H115ZM115 86H114V88H115ZM120 86V83H119V85H118V87L116 88V90L115 91H113V92H111L110 91V89L108 90V89H106V93H109V92H111L112 93V95L110 94V97L109 98H107V99H109L110 100V106H109V109L107 108V111L109 112V114H111V115H115L114 117H112V118H116L115 120H118V118H121V116H124L125 115V113H131L132 112V114H133V112L135 113L136 111L138 112V109L139 108H142L141 106H142V101H143V96H140V94L138 93V95H136V96H138V98L139 99H137V101H135V102H133V103H129L130 101H127V103H126V101H125V98H124V95L123 94H125V97H126V94L127 93H125L126 91H125V89H124V91H122L121 90V86ZM187 86V85H186ZM196 86H197V84H196ZM200 86V85H199ZM203 87H204V85H202ZM223 86H225V85H223ZM222 86V87H223ZM33 87H35V86H30V88H33ZM43 87V86H42ZM57 87H56V89H57ZM88 87H90V86H88ZM103 87H104V83H103ZM206 87H208V85H206ZM206 87H204L205 88V90L207 89ZM252 87V86H251ZM264 87V86H263ZM19 88H20V86H19ZM39 88V86L37 87V89ZM49 88H52V86L51 87H49ZM54 88V87H53ZM91 88V87H90ZM94 88V87H93ZM127 88V87H126ZM143 88V89H142ZM149 88V89H150ZM181 88V87H180ZM179 88V89H180ZM182 88H183V86H182ZM209 88V87H208ZM221 88V87H220ZM36 89V88H35ZM61 89V88H60ZM98 89V88H97ZM111 89H112V87H111ZM187 89V88H186ZM185 89V90H186ZM200 89H202V87L200 88L199 87V93H200ZM222 89V88H221ZM251 89V88H250ZM260 89V88H259ZM29 90H31L32 91V89H29ZM40 90V89H39ZM39 90H36V91H38L39 92ZM62 90H63V88H62ZM62 90H60V92L62 91ZM103 90V89H102ZM113 90V89H112ZM142 90V91H141ZM157 90H158V88H157ZM177 90H178V88H177ZM184 90V91H185ZM198 90H196V92L198 91ZM209 90V89H208ZM219 90V89H218ZM241 90V89H240ZM257 90V89H256ZM261 90V89H260ZM19 91H21V88H20V90ZM34 91V90H33ZM32 91V92H33ZM53 91V90H52ZM58 91H59V89H58ZM86 92V90H81V92ZM88 91H89V89H88ZM96 91H98V90H96ZM99 91H100V89H99ZM98 91V92H99ZM159 91V90H158ZM170 91H173L172 89L170 90ZM175 91V90H174ZM201 91H203V90H201ZM207 91V90H206ZM259 90H257V92H258ZM31 92V94H33ZM46 92V91H45ZM60 92H59V94H60ZM80 92V93H81ZM84 92V93H85ZM90 92H91V89H90ZM103 92V91H102ZM122 92H124V93H122ZM186 92H187V94L189 93L187 90H186ZM208 92V91H207ZM233 91L232 90H229L228 88H224L223 89V93L222 94H224L223 95V97H224V102L223 103H221V105L220 106H218V111L220 112V110L221 111H224V112H227V113H229L230 115H231V117H233V115H234V113L235 114H237L238 113V116H241V114L244 116V113L245 112H247L246 110H250L251 109V107H253V110H255L254 109V107H257L258 106V104H264V94H263V97H261V96H259V97H261V98H254L255 96L254 95H252V96H254L253 98H251V99H249V100H246L245 98L243 99V98H239V99H236V100H233V93H232ZM40 93V92H39ZM43 93V92H42ZM49 93H50V91H49ZM49 93H47V94H49ZM57 93V92H56ZM56 93H54L53 92V94H56ZM78 91H77V94L75 95V97L76 96H78ZM100 93V92H99ZM177 93V92H176ZM183 93H185V92H183ZM204 93H206L205 91H204ZM221 93V92H220ZM244 93V92H243ZM251 93V92H250ZM261 93V92H260ZM21 94H22V92H21ZM20 94V95H21ZM34 94H37V93H35L34 92ZM33 94V95H34ZM82 94V93H81ZM88 94V93H87ZM86 94V95H87ZM103 94V93H102ZM146 94V93H145ZM174 94V93H173ZM186 94V95H187ZM191 94V93H190ZM209 94V93H208ZM253 94H255V92L253 93ZM41 95V94H40ZM46 95V94H45ZM60 95H63V96H66V97H68L67 95H65V94H60ZM59 95V96H60ZM83 95V94H82ZM89 95H91V94H89ZM98 94H96V96H97ZM165 95V94H164ZM189 95V94H188ZM192 95V94H191ZM22 96V95H21ZM25 96V95H24ZM23 96V97H24ZM35 96V95H34ZM53 96V95H52ZM58 96V95H57ZM56 96V99H55V101L58 103V105L55 103V106L53 105V104H51V105H53V107H52V109H47V108H51L50 106L51 105H49V107L48 106H46V107H44V108H46V109H42V113L44 114V115H42V116H44L45 117V115L47 116V115H50V114H53V113H51V112H53L55 109H57V110H62L63 109V107H62V109H61V107H59L58 108V106H60V102H62L63 103V101L62 100H64L66 97H63L64 99H62V97L60 96V98H61V100L59 99V96L57 97ZM83 96H85V95H83ZM88 96V95H87ZM87 96L86 97H84L85 99L87 98ZM93 96H94V94H93ZM96 96H94V97H96ZM103 96H104V94H103ZM107 96V95H106ZM135 96V95H134ZM166 96V95H165ZM169 95H167V97H168ZM190 96V95H189ZM201 96V95H200ZM199 96V97H200ZM241 96V95H240ZM30 97H32V96H30ZM43 97V96H42ZM45 97V96H44ZM50 97H51V94H50ZM55 97V96H54ZM91 97V96H90ZM99 97V96H98ZM188 97V96H187ZM195 97V96H194ZM197 97V96H196ZM195 97V98H196ZM197 98V99H199L200 100V98ZM205 97V96H204ZM208 97V96H207ZM206 97V98H207ZM223 97H221V98H223ZM231 97V98H230ZM248 97V96H247ZM18 98V97H17ZM27 98H29V97H27ZM33 98V97H32ZM58 98V99H57ZM79 98V97H78ZM128 98H129V96H128ZM131 98V97H130ZM129 98V99H130ZM203 98V97H202ZM226 98V99H225ZM231 99V100H233V102H230L228 99ZM235 98V97H234ZM237 98V97H236ZM19 99V98H18ZM35 99V98H34ZM68 99H66V100H64V101H66V105H64V107L65 106H67V103H69L70 104V102L71 101H73L74 99H70V101L68 100ZM82 99H83V97H82ZM91 99V98H90ZM92 99H93V97H92ZM128 99V100H129ZM132 99H134L135 100V97L133 98L132 97ZM161 99H163V101H164V97L163 98H161ZM161 99H160V101H161ZM196 99V100H197ZM204 100H205V98H203ZM48 100V99H47ZM59 100H60V102H59ZM87 100H88V98H87ZM99 100V99H98ZM108 100V101H109ZM127 100V99H126ZM167 100V99H166ZM166 100H165V102H166ZM169 102L171 103V104H173V107H176L174 104L175 103H177L176 101H179V102H183V104H184V102L186 101V100H188V99H186V96H185V94L183 95V94H178L177 96H172V97H169ZM195 100V101H196ZM82 101H85L84 99L82 100ZM81 101V102H82ZM89 101V100H88ZM93 101H95L96 102V100L94 99V100H92V103L91 104H93L94 102ZM159 101V100H158ZM189 101V100H188ZM221 101V100H220ZM219 101V102H220ZM42 102V101H41ZM79 102V101H78ZM187 102V101H186ZM197 102V101H196ZM51 103H53V102H51ZM60 103V104H59ZM73 103H74V101H73ZM73 103H71V106L73 107V105L75 104H73ZM84 103H86V101L84 102ZM96 103H98V102H96ZM101 103V102H100ZM99 103V104H100ZM129 103V104H128ZM144 103V102H143ZM192 103H194V101L192 102ZM213 103V102H212ZM64 104V103H63ZM73 104V105H72ZM157 104V103H156ZM162 104V103H161ZM165 104V103H164ZM178 104V103H177ZM186 104V103H185ZM196 104V103H195ZM214 104V103H213ZM220 104V103H219ZM43 105H45V103L43 104ZM88 105V104H87ZM95 105V104H94ZM94 105L92 106H90V104H89V106H90V108L91 107H94ZM97 105V104H96ZM96 105H95V107H96ZM105 105H106V102H105ZM108 105H109V103H108ZM153 105V104H152ZM151 105V106H152ZM158 105V104H157ZM193 105V104H192ZM41 106V105H40ZM69 106V105H68ZM71 106H69V107H71ZM75 106V105H74ZM103 106V105H102ZM170 106V105H169ZM186 106V105H185ZM189 106H191V105H189ZM196 106H199L198 104L196 105ZM209 106V105H208ZM261 106V105H260ZM23 107V106H22ZM26 107V106H25ZM29 107H30V105H29ZM68 107V108H69ZM71 107V108H72ZM95 107H94V109H95ZM172 107V108H173ZM214 107H217L216 105L214 106ZM40 108H43V107H40ZM84 108L86 109L87 108V106H86V104L84 105ZM83 108V109H84ZM101 108V107H100ZM177 108V107H176ZM186 108H188V107H186ZM191 108V107H190ZM193 108V107H192ZM196 108V107H195ZM209 108H210V106H209ZM66 110H68L67 108H65ZM65 109H63V110H65ZM70 109V108H69ZM94 109H90L91 110V112H93L94 111ZM97 109V108H96ZM144 109V108H143ZM152 109L153 110H155V111H157V107H156V105L154 104V106L152 107ZM175 109V108H174ZM173 109V110H174ZM197 109H198V107H197ZM196 109V110H197ZM211 109V108H210ZM215 109V108H214ZM20 110H21V108H20ZM57 110H55L54 111V114H56L57 113ZM62 110V113L64 112ZM65 110V111H66ZM70 110H72V109H70ZM69 110V111H70ZM87 110H89V109H87ZM90 110L89 111H87L88 113L90 112ZM100 110V109H99ZM104 110V109H103ZM102 110V111H103ZM140 110V109H139ZM146 110H147V107H146ZM172 110V109H171ZM209 110V109H208ZM17 111V110H16ZM23 111V110H22ZM84 111V110H83ZM106 111V112H107ZM158 111H160V110H158ZM175 112H176V110H174ZM182 111V110H181ZM191 111V110H190ZM20 112V111H19ZM28 112V111H27ZM41 112V111H40ZM68 112V111H67ZM80 112V111H79ZM91 112H90V114H91ZM95 112H98V111H95ZM104 112H105V110H104ZM108 112L105 114V116L106 115H108ZM147 111H145V113H146ZM178 112V111H177ZM194 112V111H193ZM217 112V111H216ZM21 113V112H20ZM26 113V112H25ZM41 113V114H42ZM59 113V112H58ZM57 113V114H58ZM61 113V114H62ZM94 113V112H93ZM122 113L124 114V115H122ZM142 113H144V111H142ZM171 113H172V111L171 112H168V113H166V115L164 116V115H162V117H161V121H160V123H161V129H162V127H164V126H162V125H165V127H167V123H169V120H171L170 119V116H171ZM185 113V112H184ZM201 113V112H200ZM208 113V112H207ZM207 113H201V114H199V115H202V117L204 118V120H203V122L201 121L202 119H200V122H202L203 123V125H204V127H206L207 128V130H209L210 128H212V126H217V125H214V120H213V118H215L216 119V117H218V118H223L224 116H223V114H221V112L220 113H218L217 112V114H215L214 112V115H216V116H214L213 115V113H211L210 112V115L209 114H207ZM63 114H65V113H63ZM68 114V113H67ZM66 114V115H67ZM82 114V113H81ZM81 114H79V115H81ZM83 114H85V113H83ZM97 113H95V115H96ZM104 114V113H103ZM137 114V113H136ZM138 114H139V112H138ZM137 114V115H138ZM211 114H212V116H213V118H211L210 116H211ZM221 114V115H220ZM233 114V115H232ZM21 115H22V113H21ZM20 115V116H21ZM29 115V114H28ZM87 115V114H86ZM89 115V114H88ZM93 115V117H95L94 116V114H92ZM98 115H100V118L101 119H103V121L105 120V118H103L102 117V115H101V112H100V114H97L96 115V117L98 116ZM119 115H121V116H119ZM133 115H135V114H133ZM140 115V114H139ZM142 115V114H141ZM140 115V116H141ZM187 115V114H186ZM198 115V113L197 112H194L193 114H192V117H193V120L195 119V117H198L199 116ZM221 116V117H219V116ZM230 115H229V118H231L230 117ZM17 116V115H16ZM50 116H52V115H50ZM57 116H59V115H57ZM56 116V117H57ZM83 116V115H82ZM136 116V115H135ZM172 116H173V114H172ZM175 116V115H174ZM226 116V115H225ZM228 116V115H227ZM26 117H28V116H26ZM31 117V116H30ZM61 117V116H60ZM60 117H59V121H61L60 120ZM64 117H65V115H64ZM80 117V116H79ZM84 117V116H83ZM89 118L91 117V116H88ZM88 117L86 118V120L88 119ZM96 117L94 118V124H95V121H97L96 123H98V120H96ZM139 119H140V117L139 116H137ZM191 117V116H190ZM236 117V116H235ZM29 118V117H28ZM39 118H41V117H39ZM63 118V117H62ZM69 118H70V116H69ZM124 118V117H123ZM123 118H121V119H123ZM131 118V117H130ZM146 118H147V116H146ZM177 118V117H176ZM181 118V117H180ZM183 118V117H182ZM225 118V117H224ZM223 118V120H225V124H226V127L228 128L229 126H230V121L231 120H229L228 121V119L226 120V118L224 119ZM23 119H26L27 120V118H23ZM92 119V118H91ZM97 119H99V117H97ZM107 119V118H106ZM110 119V118H109ZM113 119V120H114ZM137 119V118H136ZM142 119V118H141ZM22 119H20V120H18V121H21ZM25 120V121H26ZM40 120V119H39ZM46 120V122H47V119H45ZM53 120V119H52ZM52 120H51V122H52ZM66 121H67V119H65ZM64 120V121H65ZM74 120V121H73ZM72 121H73V123L74 124H70V125H75L76 123H75V120H76V118H74ZM78 120V119H77ZM114 120V121H115ZM129 120V119H128ZM148 120V119H147ZM179 120V119H178ZM196 121H199L198 119H195ZM219 120V119H218ZM23 121V120H22ZM25 121H24V125L26 124L25 123ZM31 121V120H30ZM41 121V120H40ZM49 121H50V119H49ZM55 121V120H54ZM69 121H70V119L68 120V122H67V125H69ZM83 121H85V120H83ZM92 121H93V119H92ZM100 121V120H99ZM112 121V120H111ZM113 121V122H114ZM141 121H144V120H140V122ZM222 121H220V123L222 122ZM226 121H228V123H226ZM15 122L16 121H14V123L13 124H15ZM29 122V121H28ZM46 122H43V123H45L46 124ZM50 122V123H51ZM63 122V121H62ZM71 122V121H70ZM78 123L80 122L79 120L77 121ZM101 122L102 121H100L99 123L101 124ZM128 122H130V121H128ZM138 122H139V120H138ZM148 122V121H147ZM247 122V121H246ZM49 123V124H50ZM61 123V122H60ZM65 124H66V122H64ZM77 123V126L75 125V127H78V124ZM90 123V122H89ZM93 123H92V125H93ZM115 123V122H114ZM131 123V122H130ZM177 123H180V122H177ZM190 123V122H189ZM188 123V124H189ZM30 124V123H29ZM43 125V126H46V125ZM48 124V125H49ZM56 124H57V122H56ZM85 124V123H84ZM99 124V125H100ZM105 124V123H104ZM126 124V123H125ZM132 124V123H131ZM149 124V123H148ZM148 124H145V125H148ZM187 124V125H188ZM197 124H198V122H196V127H197ZM218 124V123H217ZM223 124V123H222ZM16 125H17V123H16ZM41 125V127H42V124H40ZM58 125V124H57ZM69 125V126H70ZM80 125H81V122H80ZM83 125V124H82ZM81 125V127L83 128V126ZM87 125V124H86ZM90 124H88V126H89ZM95 125H97V124H95ZM98 125V126H99ZM116 125V124H115ZM124 125V124H123ZM127 125V124H126ZM126 125H124L125 127H126ZM179 125V124H178ZM184 125V124H183ZM186 125V124H185ZM187 125L184 127V130L185 131H182L183 133H179L178 132V134H175L174 136H172V137H170V136H168V135H166V133H164V132H162L159 128H156V129H148V128H145V129H143V130H141V131H138V133L137 134H135V132L134 133H131V134H129V136H127V134H126V136H124L123 135V140L121 139L122 138V136H120V139L122 140L121 141V145L120 146H125V145H127L128 144V142H130L128 145H131V142L133 141V142H135V143H132V144H135V145H138V147H139V145H140V148H138L139 150H141V149H143V150H141V151H139L138 150V152H147V151H145L146 150V148H144V144H143V142H142V138H148L149 137V135H150V133H153V135H156V136H159L160 138H161V142L159 143V144H156L155 143V147H153L152 148V146L154 145H152L151 146V149L150 150H152V151H154L153 152V154H154V156H152L151 158V160H150V162H152V164H154L155 166H154V168L156 167V170H155V173L153 172V171H149V169H146V170H148L147 172H143V173H141L142 174V176H145L146 174V176H150L151 175V173L153 172V174L151 175V176H154V177H152V179L153 178H158L159 179V181H158V183L156 184L157 186H156V189H154V191L155 192H161L162 191V189H166V187H171L173 184H174V181H170V182H168L167 183V181L171 178V176H173L174 174H176V175H178V170H177V168L178 167H180V168H178L179 170H181V171H183V172H187V170H188V172H189V168L187 167V165L188 164H190V163H192V158L193 157H196V156H198V157H201V156H203V154H205L206 153V148H204V146H202V147H198V146H200V144L201 145H205L206 146V144H209V145H211V143L213 142V138L212 137H210V135H205V136H203L202 135V137H200V138H198V136H197V138H196V136L195 135H197V134H194V122H192L190 125H189V127H187ZM202 125V124H201ZM219 125V124H218ZM221 125V124H220ZM229 125V126H228ZM27 126H29V125H25V127H27ZM68 126V127H69ZM97 126V127H98ZM113 126H114V124H113ZM128 126H131V125H128ZM168 126H171V125H168ZM31 127V126H30ZM94 127V126H93ZM100 127H102V126H100ZM99 127V128H100ZM103 127H105L104 125H103ZM102 127V128H103ZM109 127H111V125L109 126ZM137 127H139V126H137ZM137 127H136V129H137ZM141 127H144V126H142L141 125ZM22 128V127H21ZM39 128V127H38ZM64 128V127H63ZM66 128H67V126H66ZM70 128V127H69ZM72 129H73V126L71 127ZM91 128V127H90ZM96 128V127H95ZM128 128V127H127ZM131 128H132V126H131ZM133 128H135V127H133ZM186 128H187V130H186ZM213 128H215V127H213ZM212 128V129H213ZM221 128H223V129H225V127H221ZM241 128H242V126H241ZM246 128V127H245ZM22 129H29L28 131L29 132H32V129H31V131H30V128H22ZM75 130H76V128H74ZM97 130H99L98 128H96ZM130 128H128V130H129ZM141 129V128H140ZM164 129H166V128H164ZM172 129H173V127H172ZM183 129V128H182ZM217 129H218V127H217ZM248 128H246L245 129V131L247 130ZM251 130H250V133L249 134H251V135H253L252 136V139H253V141H256V142H258L259 143V141H260V139L262 140V134H261V132L259 131V130H256L255 128H250ZM258 129H260V128H258ZM42 130H43V128H42ZM46 130V129H45ZM66 130V129H65ZM71 130V129H70ZM79 130H81L80 128L79 129H77V131H79ZM84 130H86V128L84 127ZM92 130V129H91ZM95 130V129H94ZM96 130V132H98ZM107 129H105V131H106ZM205 130V129H204ZM214 131H215V129H213ZM243 130H244V128L243 129H241V132H243ZM261 130V129H260ZM264 130V129H263ZM38 131V130H37ZM55 131V130H54ZM76 131V132H77ZM100 131L103 133V131H102V129L100 128ZM104 131V132H105ZM125 131H126V129H125ZM132 131V130H131ZM134 131V130H133ZM136 131V130H135ZM167 131H169V130H167ZM173 131H174V129H173ZM187 131V132H186ZM23 132H25L24 130H23ZM35 132H36V129H35ZM39 132H40V130H39ZM57 132V131H56ZM80 132V131H79ZM83 132V134H84V131H82ZM90 132V131H89ZM110 132V131H109ZM170 132V131H169ZM168 132V133H169ZM175 132H177L176 130L174 131V133ZM185 132V133H184ZM248 131H246V133H247ZM26 133V132H25ZM41 133V132H40ZM71 133V132H70ZM86 133V132H85ZM88 133V132H87ZM123 133V132H122ZM124 133H126V132H124ZM127 133H129V132H127ZM211 133V132H210ZM212 133H214V132H212ZM217 133H222V132H218L217 131ZM36 134V138H37V135H39V133H35ZM71 134H73V133H71ZM83 134H81L82 136H83ZM95 134V133H94ZM107 134V133H106ZM143 134L145 135V136H143ZM148 134V135H147ZM218 134V135H219ZM225 134V133H224ZM224 134H223V136H222V138L224 139V141L226 140V141H228L229 143L228 144H230L231 145V147H229L230 145H228V148H238L239 149V151H240V149H247V151L249 150V147L251 146H249V142H251V140L250 141H248V137H246V134H245V132H243V133H241V134H243V135H241L240 134V136H232V135H225V137H224ZM43 135H44V133H43ZM42 135V136H43ZM47 135V134H46ZM80 135V134H79ZM81 135H80V138H81ZM86 135V134H85ZM99 135H100V133H99ZM98 135V136H99ZM103 135H104V133H103ZM140 135H142V137H141V140H140V138H139V136ZM153 135H150V136H153ZM199 135V134H198ZM250 135V136H251ZM58 136V135H57ZM60 136V135H59ZM70 135H68V137H66L67 139L69 138L70 139V137H69ZM75 136H76V134H75ZM102 136V135H101ZM107 136V135H106ZM110 136V135H109ZM199 136H201V134L199 135ZM220 136V135H219ZM245 136V137H244ZM40 137V136H39ZM44 137V136H43ZM47 137V136H46ZM46 137H44V138H46ZM77 137H79V136H77ZM77 137H76V140H77ZM103 137H105V136H102L100 139H102ZM125 137V138H124ZM53 138H55V136L53 137ZM61 138V137H60ZM65 138V139H66ZM95 138H97V136H95ZM106 138V137H105ZM217 138V137H216ZM219 138V137H218ZM73 139H74V137H73ZM72 139V140H73ZM108 139V138H107ZM143 139V140H144ZM157 139V138H156ZM195 139H197V140H199V145L197 144L196 146L198 147L197 149H194L193 148V142H194V140ZM223 139H221V140H223ZM263 139H264V137H263ZM39 140V139H38ZM40 140H43V139H40ZM52 141H53V139H51ZM78 140H79V138H78ZM99 140V139H98ZM138 140H140V141H138ZM52 141H50L49 140V142L48 143H50L51 144V142ZM75 141V140H74ZM150 141V140H149ZM148 141V142H149ZM214 141H216V140H214ZM42 142H44V141H42ZM55 143V145L57 144L56 143V141H54ZM77 142V144H79L78 142L79 141H76ZM103 142V141H102ZM119 142H120V140H119ZM123 142V143H122ZM140 142V144H137V143H139ZM141 142H142V145H141ZM147 142V143H148ZM220 142H223V141H219V143ZM37 143V142H36ZM35 143V144H36ZM63 143V142H62ZM75 143V142H74ZM74 143H72L73 145H74ZM96 143V142H95ZM98 143V142H97ZM105 143V142H104ZM107 143V142H106ZM152 143V142H151ZM150 143V144H151ZM206 143V144H205ZM218 143V144H219ZM53 144V143H52ZM51 144V145H52ZM82 144V143H81ZM119 144L120 143H118V146H119ZM216 144V143H215ZM218 144H216V146H218L217 147V149H219V146L220 145H218ZM227 144V143H226ZM94 145V144H93ZM101 145V144H100ZM104 145V144H103ZM102 145V146H103ZM127 145V146H128ZM134 145V146H135ZM149 145V144H148ZM195 145V144H194ZM261 145V144H260ZM264 145V144H263ZM263 145H261L262 147H263ZM36 146V145H35ZM48 146H50V145H48ZM62 146V145H61ZM147 146V145H146ZM145 146V147H146ZM56 146H54L53 145V147H52V149L54 148V150L56 149V150H58V146L55 148ZM63 147V146H62ZM75 147V146H74ZM100 147V146H99ZM98 147V148H99ZM142 147V148H141ZM49 148H51V147H49ZM78 148H79V145H78ZM102 148V147H101ZM106 148V147H105ZM104 148V149H105ZM120 148V147H119ZM127 148V147H126ZM255 148V147H254ZM259 148V147H258ZM261 148V147H260ZM52 149H50L51 151H52ZM95 149V148H94ZM100 149V148H99ZM117 149V148H116ZM129 149V148H128ZM136 149V148H135ZM147 149H149V148H147ZM209 150H210V147L208 148ZM213 149H214V147H213ZM216 149V148H215ZM98 150V149H97ZM100 150H102V149H100ZM120 150V149H119ZM125 150V149H124ZM129 150H131V149H129ZM251 150H252V148H251ZM251 150H249V151H251ZM103 152L105 151V150H102ZM101 151V156L102 155H104L106 152H104V154H103V152ZM131 151H133L134 152V150H131ZM211 151H212V146H211ZM214 151V150H213ZM242 151V150H241ZM255 152H257L256 151V149L254 150ZM253 151V152H254ZM258 151H260V149L258 150ZM264 151V150H263ZM93 152V151H92ZM143 152H142V155H143ZM215 153L216 152H218L217 150H215L214 151ZM220 152V151H219ZM234 152V151H233ZM120 153V152H119ZM127 153H128V151H127ZM167 153H169V154H167ZM132 154V153H131ZM130 154V155H131ZM134 154V153H133ZM133 154H132V156H133ZM137 154V153H136ZM146 154V153H145ZM165 154H167V155H172V157H173V161L171 162V164L169 165V166H166V163H165V160H164V155ZM179 154H182L184 157H182V158H184V159H186L187 160V165H185V166H182V165H180V164H178L177 162L179 161L180 162V160L182 159L181 158V156H180V158L178 157L179 156ZM209 154V153H208ZM212 154V153H211ZM106 156H107V153L105 154ZM104 155V156H105ZM139 155V154H138ZM206 155H207V153H206ZM210 155V154H209ZM106 156H105V158H106ZM121 156H123V155H121ZM136 155H134V157H135ZM144 156V155H143ZM142 156V157H143ZM148 156V155H147ZM217 155L215 154V157H213V158H217L216 157ZM130 157V156H129ZM133 157V158H134ZM146 157V156H145ZM170 157V156H169ZM204 157H205V155H204ZM93 158V157H92ZM102 158V157H101ZM104 158V157H103ZM107 158H108V156H107ZM115 158V157H114ZM132 158V159H133ZM137 158H138V156H137ZM150 158V156L148 157V159ZM197 158V157H196ZM195 158V159H196ZM220 158V161H219V163H221L222 165H224L225 167H226V169H230V168H232V167H234V161H230V160H225V157L224 158H221V157H219ZM122 159V158H121ZM142 160H143V158H141ZM140 158H139V160H141ZM202 159V158H201ZM256 159V158H255ZM97 160H99V159H97ZM101 160H103V159H101ZM108 160V159H107ZM124 159H122V163H125V161H123ZM125 160H127V159H125ZM136 160V158L133 160V163H134V161ZM138 160V159H137ZM137 160H136V163H137ZM138 160V163L139 162H141V161H139ZM183 160V159H182ZM211 160H213V159H211ZM247 160V159H246ZM252 160H254V159H252ZM118 161H120V160H117V162ZM130 161H131V158H130ZM194 161V160H193ZM101 162V161H100ZM100 162H98V163H100ZM112 162V161H111ZM116 162V163H117ZM121 162V161H120ZM143 162H144V164H145V166L146 165H148V163H149V160L145 163V160H143L141 163L143 164ZM105 163H107V162H105ZM105 163H103V164H105ZM119 163V162H118ZM181 163V162H180ZM217 163V162H216ZM111 164V163H110ZM141 164V166H143ZM151 164V165H152ZM199 164V163H198ZM245 164V163H244ZM257 164V163H256ZM107 165V164H106ZM138 165V164H137ZM213 165V164H212ZM216 165V164H215ZM98 166V165H97ZM121 166V165H120ZM140 166V167H141ZM144 166V167H145ZM149 166V165H148ZM218 166H219V164H218ZM221 166V165H220ZM223 166V168H225ZM232 166V167H231ZM239 167H238V170L241 172V173H243L246 177L247 176H249L250 175V171L248 170V169H246L244 166H240V165H238ZM115 167V166H114ZM123 167V166H122ZM129 167H131V166H129ZM133 167V166H132ZM151 167V166H150ZM109 168V167H108ZM124 168H126L125 166H124ZM136 168H138V167H136ZM142 168V167H141ZM140 168V169H141ZM104 169H106V168H104ZM104 169H102L100 172H101V174H98L99 173V171H98V173L96 174L97 176H102V174L104 173ZM192 169V168H191ZM225 169V170H226ZM130 170V169H129ZM133 170H134V167H133ZM139 170V169H138ZM154 170V169H153ZM221 170V169H220ZM236 170V169H235ZM95 171H97V170H95ZM121 171V170H120ZM122 171H123V168H122ZM125 171H126V169H125ZM195 171V170H194ZM206 171V170H205ZM131 172H132V170H131ZM134 172H135V170H134ZM137 172V171H136ZM150 174H149V173ZM176 172V173H175ZM200 172H202V171H200ZM123 173V172H122ZM121 173V174H122ZM128 173V172H127ZM192 172H190V174H191ZM199 173V172H198ZM216 173V172H215ZM227 173V172H226ZM257 173V175H258V172H256ZM255 173V174H256ZM116 174V173H115ZM140 174V173H139ZM145 174V175H144ZM156 174V175H155ZM203 175H204V173H202ZM243 174H241V175H243ZM254 174V173H253ZM262 174V173H261ZM104 175V174H103ZM112 175V174H111ZM119 175V174H118ZM124 175V174H123ZM135 175V174H134ZM137 175V174H136ZM168 176V177H170L168 180L167 179H165V178H163L164 176ZM194 175V174H193ZM198 175V174H197ZM224 175V174H223ZM222 175V176H223ZM228 175V174H227ZM110 176V175H109ZM113 177H114V175H112ZM115 176H117V175H115ZM127 176H128V179H127V181L129 180V182H126L127 184L128 183H130V181L133 179H130L132 176L130 175V177H129V175L127 174ZM145 176V177H146ZM214 176V178H216L215 176H218L217 174L215 175H213ZM213 176L211 177H209L208 175H207V177H206V174L203 176V178L204 179H206L207 178V180H208V182H209V179L211 180V178H212V181H215V182H217V181H219L220 179H216V180H214L213 179ZM251 177H252V175H250ZM256 176V175H255ZM254 176V177H255ZM259 176V178L261 177L260 175H258ZM135 177V176H134ZM137 177H138V175H137ZM191 177V176H190ZM197 177V176H196ZM199 178V180L198 179H196L195 177V179L196 180H198V181H201L202 180V178H200L201 177V174H200V176H198ZM96 178V177H95ZM100 178V177H99ZM115 178V177H114ZM147 178V177H146ZM148 178H150V177H148ZM209 178V179H208ZM221 178V177H220ZM256 178H257V176H256ZM115 179H117V178H115ZM122 179H124V178H122ZM162 179H164V180H166V182L165 181H163ZM176 179V178H175ZM150 179H146V181L148 182ZM154 180V184L156 183L155 182V179H153ZM243 180V179H242ZM115 181V180H114ZM119 181V180H118ZM122 182H123V180H121ZM120 181V182H121ZM126 181V180H125ZM134 181H136L135 179H134ZM203 181V180H202ZM238 181V180H237ZM145 181H143V183H144ZM204 182H205V180H204ZM211 182V181H210ZM214 182V183H215ZM241 182V181H240ZM118 183V182H117ZM125 183V182H124ZM137 183H138V181H137ZM139 183H140V181H139ZM143 183H142V185H143ZM153 183V182H152ZM206 183L207 182H205V185H206ZM213 182H211V184H212ZM234 183V182H233ZM237 183V182H236ZM150 184H151V181H150ZM207 184H209V183H207ZM216 184V183H215ZM226 184V183H225ZM96 185V184H95ZM94 185V186H95ZM126 185V184H125ZM136 185V184H135ZM135 185H133V187L135 186ZM140 184H138L137 186H139ZM142 185H141V187H142ZM146 184H144V186H145ZM214 185V184H213ZM219 188L221 189V188H223L224 187V182L223 181H221L219 184ZM239 185V184H238ZM118 186H121L120 184L118 185ZM136 186V187H137ZM166 186V187H165ZM210 186V185H209ZM216 186V185H215ZM234 186V185H233ZM121 187H123V186H121ZM140 187V188H141ZM151 187H152V185H151ZM92 188V187H91ZM100 188V187H99ZM99 188H97V189H99ZM107 188H109L108 186H107ZM135 188V187H134ZM134 188H132V186L130 187H125V189L126 190H124V193H125V191H127L125 194H127V195H125V194H121L122 196H123V199H121L122 201H123V203H121V202H117V204H114V205H112V204H106V205H104L103 207H102V209H100L99 211H98V213L97 214H95V212H94V214H92L93 213V211L91 212V215L89 214L90 212H89V210L91 211L92 209H90L89 207L87 208L85 205V207L81 210V214L82 215H85L87 218H88V222H86L85 221V228H84V225H83V228H84V233H86V234H84L85 236L84 237H86L85 239H84V237H83V239H84V241H82L83 239L82 238H80V240L81 241H79V237H78V235L77 234H79V233H77V232H74V236L72 237L71 236V238L69 237V236H66L65 238H67L66 240H65V238H64V241H60L58 238H53V240H51L48 244H47V247H48V249H49V254L48 255H44L43 257H41L42 256V253H40L41 255L39 256V257H41V260H40V262L38 263V264H65V263H67L66 261H62L61 260V255L63 254V252L65 253V250H68V251H72L73 253H77V255H79V254H81V258H79V259H81L80 261H78V263H73V264H87V263H89V262H87L89 259H92V260H99V259H103L104 258V256L98 251V249H96L97 247H99V246H101V245H109V246H111V245H114L116 242H115V239L114 238H109V236H108V238H107V236H105L106 235V233H108V235H110L111 237H113L112 235H113V233H115L114 231H115V229H116V227L118 226V225H124L123 223H125L127 220H129L133 215V213H131V212H128L127 210L125 211V209H123L124 207H126V206H124V205H128V206H131V207H133L132 209H133V211H135V209L134 208H136V209H139V212H137V210H136V212L139 214L138 216H139V218L136 220V223H138L137 221L139 220V219H141L142 218V216L143 217H146L145 216V213H148V214H150V216L151 217H149L148 216V219L150 218L151 220H153L154 218L153 217H155V216H157L158 217V215L160 214L158 211H159V208L158 207H160L159 205H157L156 203H155V197H154V191H153V189H152V191L150 192V190H149V192H150V194L149 193H145V191H138V190H135ZM140 188H138L139 190H140ZM199 188V187H198ZM197 188V189H198ZM207 188V187H206ZM102 189H104V188H102ZM174 189V188H173ZM205 189V188H204ZM217 189V188H216ZM105 190V189H104ZM218 191H219V189H217ZM216 190V191H217ZM257 190V189H256ZM96 191H98V190H96ZM99 191H100V189H99ZM113 191H114V188H113ZM118 191V190H117ZM120 191H121V188H120ZM123 191V190H122ZM201 191V190H200ZM221 191V193L223 194V189H221L220 190ZM146 192H147V190H146ZM199 192V191H198ZM230 192V191H229ZM92 193V192H91ZM95 193V192H94ZM100 193H101V191H100ZM105 193V192H104ZM156 193V194H157ZM96 194V193H95ZM109 194V193H108ZM145 194H146V197H147V199H145ZM263 194V193H262ZM11 195H12V193H11ZM96 195H98V194H96ZM101 195V194H100ZM110 195H112L113 196V194H109V196ZM119 195V194H118ZM121 195H119L120 197H122ZM195 195V194H194ZM87 196V195H86ZM91 196H93L92 194L90 195V197ZM112 196H110V197H112ZM125 196V197H124ZM188 196V195H187ZM212 196V195H211ZM255 196V195H254ZM259 196V195H258ZM99 197V196H98ZM103 197H105V196H103ZM142 197H144V198H142ZM194 197V196H193ZM12 198V196L10 197V199ZM86 198V197H85ZM89 198V197H88ZM112 198H114V197H112ZM140 198H142V200L143 199H145L146 201L145 202H141V199ZM197 198V197H196ZM9 199V198H8ZM87 199V198H86ZM85 199V200H86ZM91 199H93V198H91ZM88 200H90V199H88ZM97 200H98V198H97ZM103 200V199H102ZM102 200H101V202H102ZM118 200V199H117ZM182 200H183V198H182ZM205 200V199H204ZM203 200V201H204ZM206 200H208V198H206ZM247 200V199H246ZM84 201V200H83ZM91 201V200H90ZM95 201V203H96V199L94 200ZM93 201V202H94ZM104 201V200H103ZM106 201V200H105ZM158 201V200H157ZM181 201V200H180ZM215 199H213V201L212 200H209V201H204L203 202V204L204 205H209L210 207L211 206H215ZM218 201H219V199H218ZM244 201V200H243ZM248 201V200H247ZM86 202H89V201H86ZM99 202V201H98ZM101 202H99L100 204H101ZM107 202V201H106ZM105 202V203H106ZM112 202V201H111ZM217 202V201H216ZM250 202V201H249ZM263 202V201H262ZM90 203V202H89ZM108 203H109V201H108ZM120 203L121 204H124L123 205V207H122V205H120ZM142 203V204H141ZM160 203V202H159ZM181 203V202H180ZM219 203V202H218ZM251 203V202H250ZM93 204V203H92ZM102 204H103V202H102ZM144 204V205H143ZM156 204V205H155ZM200 204V203H199ZM91 205V204H90ZM89 205V206H90ZM94 205V204H93ZM167 205V204H166ZM171 206H172V204H170ZM170 205H168L169 207H170ZM193 205V204H192ZM218 205V204H217ZM234 205H236L235 204V200L233 199V198H230V200L228 201V207H233ZM97 206H98V204H97ZM100 206V205H99ZM98 206V207H99ZM127 206V207H128ZM156 206H158L157 208H155ZM165 206V205H164ZM163 206V207H164ZM258 206V205H257ZM93 207V206H92ZM91 207V208H92ZM95 207V206H94ZM94 207H93V209H94ZM126 207V209H128ZM130 207V208H131ZM173 207V206H172ZM185 207V206H184ZM219 207V206H218ZM263 206L261 205V208H262ZM97 208V207H96ZM165 208V207H164ZM166 208H167V206H166ZM182 207L180 206V207H178V209H181ZM188 208H190V207H188ZM202 208V207H201ZM250 208V207H249ZM260 208V209H261ZM174 209V208H173ZM177 209V210H178ZM241 209V208H240ZM158 210V211H157ZM167 210H169V209H167ZM176 210V211H177ZM131 211V210H130ZM260 211V210H259ZM175 212V209L172 211H168L167 212V216H171L173 213ZM135 213V212H134ZM194 213V212H193ZM241 213H242V211H241ZM184 214V213H183ZM190 214V213H189ZM178 215V214H177ZM195 215H196V212H195ZM231 215V214H230ZM242 215V214H241ZM166 216V215H165ZM190 217H192L191 215H190ZM195 217V216H194ZM232 217H233V214H232ZM230 218V217H229ZM79 219H80V216H79ZM86 219V218H85ZM147 219V218H146ZM149 219V220H150ZM190 219V218H189ZM213 219V218H212ZM230 219H232V218H230ZM229 219V220H230ZM80 220H82V219H80ZM149 220H146V222H148ZM155 220H156V217H155ZM260 220V219H259ZM132 221V220H131ZM134 221V220H133ZM133 221L132 222H129V223H133ZM166 221V220H165ZM188 221V220H187ZM197 221V220H196ZM203 221V220H202ZM247 221V220H246ZM142 222H144V220H143V218H142ZM217 222V221H216ZM215 222V223H216ZM262 222V221H261ZM86 223H88V224H86ZM135 223V222H134ZM228 223V222H227ZM263 223V222H262ZM5 223H3V225H4ZM127 224V223H126ZM142 224V223H141ZM172 224V223H171ZM198 224V223H197ZM201 224V223H200ZM72 225H74V224H72ZM71 225V226H72ZM75 225H77V224H75ZM81 224H79V226H80ZM131 225V224H130ZM135 225V224H134ZM144 225H146V224H144ZM248 225V224H247ZM64 226V225H63ZM70 226V227H71ZM253 226V225H252ZM252 226H250V228L252 227ZM260 226V225H259ZM75 227H78V226H75ZM119 227V226H118ZM117 227V228H118ZM123 227H125V226H123ZM264 227V226H263ZM55 228V227H54ZM73 229H75L74 227H72ZM80 228V227H79ZM79 228H77V229H79ZM126 228V227H125ZM166 228H168V227H166ZM171 228V227H170ZM190 228V227H189ZM241 228V227H240ZM56 229V228H55ZM62 229V228H61ZM60 229V230H61ZM65 229V228H64ZM63 229V230H64ZM77 229H75L76 231H77ZM121 229H123L122 227L121 228H119L118 230H121ZM235 229V228H234ZM243 229V228H242ZM260 229H262V228H260ZM49 230V229H48ZM63 230H61V231H63ZM71 230V229H70ZM83 230V229H82ZM117 230V229H116ZM169 230V229H168ZM236 230V229H235ZM232 231L231 230V233H229L230 234V236L231 235H236L235 233H236V231ZM256 230V229H255ZM257 230H258V228H257ZM59 231V230H58ZM80 231V230H79ZM113 231V232H112ZM165 231H167V229L165 230ZM173 231V230H172ZM238 232H239V230H237ZM246 231V230H245ZM57 232V231H56ZM65 232V231H64ZM81 232V231H80ZM136 232V231H135ZM162 232V231H161ZM44 233V232H43ZM48 233H49V231H48ZM60 233V232H59ZM62 233V232H61ZM110 233H112V235L110 234ZM119 233H120V231H119ZM152 233V232H151ZM171 233V232H170ZM175 233V232H174ZM180 233V232H179ZM213 233H215V232H213ZM212 233V234H213ZM217 233V232H216ZM45 234V233H44ZM43 234V235H44ZM47 234V233H46ZM73 234V233H72ZM132 234V233H131ZM160 234H163V233H160ZM165 234V233H164ZM229 234H227V235H229ZM36 235V234H35ZM42 235V236H43ZM54 235H55V233H54ZM63 235V234H62ZM70 235H71V233H70ZM126 235V234H125ZM143 235H144V233H143ZM155 236H156V234H154ZM167 235H169V232L167 233ZM166 235V236H167ZM238 235V234H237ZM236 235V236H237ZM261 235H263L262 233H261ZM260 235V236H261ZM41 236V235H40ZM49 236V235H48ZM58 236V235H57ZM60 236V235H59ZM124 236V235H123ZM122 236V237H123ZM159 236V235H158ZM158 236H156V237H152L153 239H152V241H154L153 243L155 244V242L156 243H158V242H160V238L158 237ZM163 236V235H162ZM161 236V237H162ZM165 236V235H164ZM177 236V235H176ZM230 236H226V238L227 237H230ZM239 236H241V235H239ZM68 237H69V239H68ZM75 237H78V238H76L75 239ZM88 237V238H87ZM130 237H133V236H130ZM130 237L129 236H127L126 235V237H124L123 238V240L121 241L122 243H121V248L123 247V246H125V245H127L128 247H129V245H128V243L129 242H132V241H130L131 239H130ZM136 237V236H135ZM142 237V236H141ZM151 237V236H150ZM234 237V236H233ZM262 237V236H261ZM45 238H47L46 236H45ZM148 238V237H147ZM172 238V237H171ZM177 238V237H176ZM211 238H212V235H211ZM224 238V237H223ZM235 238V237H234ZM233 238V239H234ZM263 238H264V236H263ZM63 239V238H62ZM213 239V238H212ZM228 239H230V238H227V240ZM237 238H235L234 240L235 241H237L236 240ZM30 240V239H29ZM138 240V239H137ZM2 241V240H1ZM0 241V242H1ZM32 241V240H31ZM42 241V240H41ZM41 241H37V240H35V242H38L37 243V245L38 244H40V246H41ZM68 241V242H67ZM145 241V240H144ZM146 241H148L147 239H146ZM225 241V240H224ZM264 241V240H263ZM3 242V241H2ZM44 242H46V240L44 241ZM65 242H66V244H65ZM136 242V241H135ZM139 242V241H138ZM219 242V241H218ZM222 242V241H221ZM227 242V241H226ZM230 242V241H229ZM231 242H232V240H231ZM238 242V241H237ZM64 243V244H63ZM137 243V242H136ZM213 244H215L214 243V241L212 242ZM211 243V244H212ZM220 243V242H219ZM224 243V242H223ZM23 244V243H22ZM119 244V243H118ZM123 244V245H122ZM130 244H132V243H130ZM133 244H134V240H133ZM142 244H145V243H142ZM179 244V243H178ZM218 244V243H217ZM222 244V243H221ZM227 244H228V242H227ZM227 244H226V246H227ZM233 244V243H232ZM3 245H4V243H3ZM28 245V244H27ZM65 245V246H64ZM135 245V244H134ZM145 245H147V244H145ZM149 245V244H148ZM160 245V244H159ZM163 245H165V243H163ZM169 245V244H168ZM34 246H35V244H34ZM132 246V245H131ZM142 246H144V245H142ZM214 246H216V245H214ZM222 246H224L223 244L220 246V247H222ZM223 247V248H227V247ZM27 247V246H26ZM32 247V246H31ZM39 247V246H38ZM92 247V248H91ZM94 247V248H93ZM112 247V246H111ZM119 247V248H120ZM126 247V246H125ZM128 247H126V248H128ZM145 247V246H144ZM143 247V248H144ZM186 247V246H185ZM220 247H215V252H216V249H219ZM28 248H29V246H28ZM27 248V249H28ZM35 248H37V247H35ZM126 248H124L123 247V249L124 250H121V251H123L121 254H119L117 257H118V261L120 262V261H122L124 258L126 259V255H127V251L129 252L130 250H127ZM145 248H147V247H145ZM145 248H144V250H145ZM223 248H222V250H223ZM24 249H26V248H24ZM39 249V248H38ZM44 249V248H43ZM117 249V248H116ZM184 249V248H183ZM182 249V250H183ZM213 249V248H212ZM229 249V248H228ZM14 250V249H13ZM12 250V251H13ZM36 250V249H35ZM133 250V249H132ZM138 250H140V249H138ZM160 250H163V247H162V249H160ZM197 250V249H196ZM209 250V249H208ZM220 250V249H219ZM227 250V249H226ZM26 251V250H25ZM28 251V250H27ZM37 251V250H36ZM35 251V252H36ZM114 251V250H113ZM41 252H43L42 250H41ZM102 252V251H101ZM106 252V251H105ZM115 252V251H114ZM132 252V251H131ZM143 252H145V251H143ZM154 252V251H153ZM206 252V251H205ZM213 252V251H212ZM217 252H218V250H217ZM79 253V254H78ZM110 253V252H109ZM130 253V252H129ZM136 253L138 254V257H140L139 256V253H138V251L136 250ZM136 253H134L135 255H136ZM157 253V252H156ZM198 253V252H197ZM202 253V252H201ZM207 253V252H206ZM209 253H211V252H209ZM39 254V253H38ZM69 254V253H68ZM104 255H105V253H103ZM131 254V253H130ZM129 254V255H130ZM144 254H146V253H144ZM159 254V253H158ZM200 254V253H199ZM199 254H198V256H199ZM204 254V253H203ZM212 254H214V253H212ZM216 254V253H215ZM6 255V254H5ZM16 255V254H15ZM152 255V254H151ZM160 255V254H159ZM251 255V254H250ZM3 256V255H2ZM17 256V255H16ZM23 256L25 257V255L23 254ZM72 256V255H71ZM80 256V255H79ZM115 256V255H114ZM131 256V255H130ZM147 256V255H146ZM198 256H196V257H198ZM204 256H206V255H204ZM211 256V255H210ZM214 256V255H213ZM230 256V255H229ZM238 256V255H237ZM7 257H9V259L11 258V257H13V256H11V254L9 255V256H7ZM30 257H32V256H30ZM29 257V258H30ZM38 257V258H39ZM66 257V256H65ZM73 257V256H72ZM74 257H75V255H74ZM78 257V256H77ZM101 257H103V258H101ZM107 257V256H106ZM132 257V256H131ZM215 257V256H214ZM252 257H253V255H252ZM252 257H250L251 259H252ZM258 257V256H257ZM18 258V257H17ZM236 258V257H235ZM235 258H234V261L236 262V260H237V262H238V259L240 258V257H238V259H236L235 260ZM243 258V257H242ZM13 259V258H12ZM14 259H15V257H14ZM12 260V261H15V260ZM40 259V258H39ZM68 259V258H67ZM78 259V260H79ZM113 259V261L111 262V263H113L114 262V257L112 258ZM124 259V260H125ZM127 259H129V257L127 258ZM153 259V258H152ZM160 259V258H159ZM193 259V258H192ZM196 259H198V260H201L200 258H196ZM218 259V257H216V260L214 259L213 260V258H212V260H213V262L214 261H218L217 260ZM241 259V258H240ZM244 259V258H243ZM247 259H249V258H247ZM251 259H249V261H251ZM255 259H257V258H255ZM29 260V259H28ZM56 260V262H54ZM63 260H65V258H63ZM224 260V259H223ZM245 260V259H244ZM100 261V260H99ZM116 261V260H115ZM179 261V260H178ZM1 262V261H0ZM63 262H65V263H63ZM75 262V261H74ZM95 262V261H94ZM98 262V261H97ZM107 262H109V261H107ZM173 262V261H172ZM176 262H177V260H176ZM187 262H189V261H187ZM194 262V261H193ZM226 262V261H225ZM225 262H223L222 261V263H225ZM13 263V262H12ZM15 263H17V262H15ZM101 263H105V261L104 262H101ZM131 263V262H130ZM133 263V262H132ZM178 263V262H177ZM190 263V262H189ZM202 263V262H201ZM221 263V264H222ZM240 263H242V262H240ZM239 263V264H240ZM14 264V263H13ZM22 264H33L32 262H27V263H22ZM35 264V263H34ZM92 264V263H91ZM94 264H96V262L94 263ZM98 264H99V262H98ZM106 264V263H105ZM110 264V263H109ZM120 264V263H119ZM123 264V263H122ZM133 264H135V263H133ZM138 264V263H137ZM166 264H168V263H166ZM174 264V263H173ZM184 264V263H183ZM215 264H217V263H215ZM225 264H227V262L225 263ZM233 264V263H232ZM243 264V263H242ZM245 264V263H244Z\"/></svg>",
	"mask_w": 264,
	"mask_h": 264
}]
</instances>
